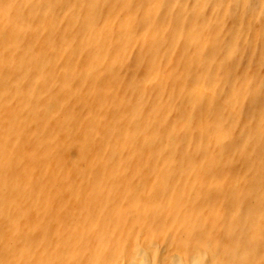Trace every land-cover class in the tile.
<instances>
[{
  "label": "rangeland",
  "instance_id": "1",
  "mask_svg": "<svg viewBox=\"0 0 264 264\" xmlns=\"http://www.w3.org/2000/svg\"><path fill=\"white\" fill-rule=\"evenodd\" d=\"M127 1H129V3H130L129 7L127 4ZM165 1L166 0H164V2H163V0H162V3H161V0H159V2H160L159 3L158 0H135V1L134 0L133 1L132 0H103V1L102 0H42V3L46 4V6H45L46 9H48L47 10L48 13L46 15V18L43 15L39 16L40 15L39 13L33 14V12H30L28 10L25 11V13L27 12V15L25 14L26 17H28V14H30L31 19L34 18V19H32L33 20L32 23H34L35 26L38 27L37 32L35 34H32V37L36 38V43L38 42L39 44L38 43L37 44L40 45L41 47L40 46L37 47L38 45L35 46L34 43L32 44V46H35L38 49V51H40V53L46 55L48 52V49H49V47H47V46H49L48 45L49 43L46 41V38L44 37V30H46V29L50 30V31L52 30L54 35L55 36L57 35L56 37L58 39H60L57 41L64 47V49H63V47L59 43H57L56 41H54L52 43L55 48L57 47L56 49L58 50V52H60L62 50L59 54L62 55V52H63V55H64L63 58L60 55V59L62 58L61 59L62 61L59 59L60 61H58L56 63H68L69 60H74L70 54V49H71V52H73L75 54V56H77L78 54L81 55L80 56L81 59L86 61L83 64H87L90 69L84 71L82 68L68 63L70 68H72L71 72H69L70 70H67V68H64V66H61V64H58L59 66H57L54 63L55 67L53 64H51V65L47 64L48 67L46 65L45 70L48 73V76L42 77L40 75V72H41L40 66L38 63H36L37 65L32 64L33 66L31 65L30 66L31 68L28 66L26 68V71L23 74V76H21L22 78L20 77L19 80H17V81L11 80L10 81V79L8 78V80H9L8 82L11 83V86H10V89L8 88L9 92L6 91V98L4 97V99H3V96L1 95V91H0V105H1L0 109H3L5 107V109H3L2 111L0 110V112H1L0 116L2 115L1 121L10 120V122L12 123V126L7 128L8 133L4 137L5 141L9 140V138H11V137H12V139H10V141L13 140L14 139L13 135L16 132V134H15L16 138H17L16 140H21V139L23 140V138L24 139L27 138L30 143H32L33 141H35V143L33 142L34 144L39 143L38 144L39 146L36 145V149L37 150L39 149V151H37L34 148L35 153H37L34 156H37L43 150H44L43 152L45 153V154L40 153L39 155H41V156H39L40 158L36 157V162L34 160H33L34 162H32L31 157L28 156V158L25 157V158H27V160L24 157H22V158H24V160L21 158L22 160L20 159V163L15 164V162L11 160V157L10 158L5 157V159L1 158V154H2L1 150H3V147L6 145L3 146L0 144V146H3V147H1L2 149L0 148L1 149L0 150V152H1L0 153V160H1L0 161V165H1L0 168H2V171H0L1 172L0 173V187H3V188H0V191H1L0 192V201H1L0 206L2 205L0 207V264H93L92 262H94V264H98V262H99L98 260L100 258L92 260V258H94V257L98 258V256H99V255H97V253L95 256V250H94V248H91L92 247L91 245H93V247H94V245H95V247H97L96 243L98 242L97 241L98 237L96 238L95 236H97L99 234L98 232H100V233L104 234V236L107 235V237L109 236V238H110L113 235L112 232L114 233L113 236H115V235H117L116 232H118V230L121 231L122 229L123 230L126 229V232L127 231L129 232V233L128 232L127 233L130 234V236H131L130 239L134 243H135L136 239H137L136 242L140 243L139 244L140 248H137V249H135L137 247L136 243L134 245L132 244V248L134 247L135 250H132V248H131L132 252L130 251V253L133 254V251L136 253L138 251L142 260L144 259L143 261H147V263H149V264H151V263L152 264H169V263L172 264L170 262L171 259H173V264L177 261L178 262L175 264H191V262L193 264V261H194V264H205V262H206V264H221L218 262V258L216 259V257H213L215 253L217 254V256L222 258L221 262H223L224 264H264V260H263V258H264V247H263L264 246L263 245L264 244V241H263L264 240V195H263L264 194V134H263L264 133V129H263L264 128L263 127L264 126V122H263V120H264L263 119L264 118V36H263L264 35V22L261 23L262 22L261 19L264 16L263 15L264 12L261 13V11H264V9H263L264 8V2H263L264 0H249V1L248 0H168L166 2ZM170 1H172V3ZM185 1H186V3L184 5ZM241 1L242 2L245 1L244 2L245 5L244 4L240 5V4H242ZM250 1L252 3H255V4H258L256 2L259 1V4L254 6V4L252 5V3ZM18 2H20V4H22V0H16V3H18ZM117 2H119V3H117ZM136 2H138V3L136 4ZM147 2H148V4H146ZM249 2L251 5H249ZM246 3L248 4V6ZM20 4H17V5H20ZM87 4L92 9V11L89 15L85 9V6ZM161 4L164 6L161 7ZM166 5H167V7H166ZM259 5H260V7H259ZM135 6H137V9ZM249 6H250V8H248ZM114 7H115V10H113ZM147 7H148V9H147ZM156 7H158V9H156ZM59 8H60V10H59ZM160 8H162V9L160 10ZM225 8L227 10H224ZM240 8L243 9L244 11L241 10ZM251 8H253L252 9L254 11L253 13H255V11H256V13L254 15L252 13V10H250ZM134 9H135V12L133 11ZM146 9L148 11H146ZM165 9H166V11L164 12L163 10H165ZM261 9H263V10H261ZM247 10H248V12H246ZM258 10H259V12H258ZM113 11L115 14H113ZM111 12L113 15L111 14ZM138 12H140V13H138ZM158 12L159 13L161 12L159 14V16H157ZM235 13H236V15H235ZM129 14H130V16L128 17ZM256 14H257L258 18L256 17ZM153 15H155V16H153ZM182 15H184V16H182ZM247 15L249 18L247 17ZM89 16L93 17V23L97 24V28H100V30L102 31L101 35H103L104 40H102L101 37L99 38L96 36L92 27H88L86 25L87 20H89ZM231 16H232V18H231ZM239 16H242V17L239 18ZM157 17H159L158 20H157ZM43 18L46 19V20L44 19L45 24L41 23V22H43ZM47 18L50 19V22H52L51 25H47L48 24ZM131 18H134L135 20H137V23H135V25L133 26V31H132ZM256 18H257V20L258 19L259 20L258 21L254 20ZM181 19H183V20L181 21ZM0 21H2L3 25H6V27H9V28H10V24H12V21L10 19L9 20L4 19L5 23L3 22V20H0ZM172 21L173 22L175 21V23L172 24ZM180 21H181V24L179 23ZM247 21H249V23ZM253 21H256V22L253 23ZM263 21H264V17H263ZM221 23H223V24H221ZM252 23H253V26H252ZM261 25H262V27H261ZM24 26L25 25H21V28H22L21 31L23 32L22 38H21V43H22L23 39L25 38V36L28 38L31 37L30 30L23 28ZM42 26H44V27H42ZM254 26H256V29L258 28L256 30L258 34L255 32ZM67 28H68V31L66 30ZM2 29H3L2 31H5L4 36L9 34V32H11V30H9L7 32L8 29L6 30V28L5 29L2 28ZM15 29L19 30V27L17 26V28L15 27ZM137 29H139V30H137ZM170 30H171V32H170ZM178 30H179V32H178ZM135 31H137V34ZM22 32H18V34L21 35ZM64 32H65V34H64ZM132 32H134V34H132ZM235 32H236V34H235ZM37 33H39V34H37ZM255 33H256V35H255ZM129 34H131L132 36H130ZM237 34H240V35H237ZM136 35H137V37H135ZM177 35H179V36H177ZM234 35H235L236 39H235ZM72 36H74L73 40L70 39ZM168 36H169V38H168ZM244 36H246V37H244ZM125 37H128V38L123 39ZM132 37L135 38V40L138 39L140 41H138V45H136L135 48H133L132 53L129 54L128 48H129L130 42L128 40L131 39ZM84 38L88 41V44L86 47H84L82 45V39L84 40ZM39 39H40V41L42 40L41 41L42 44L46 43V42H47V44H44L42 47V44L40 43ZM142 39H144V40H142ZM166 40H167V42H166ZM235 40H236V42H234ZM24 41H26V39ZM160 41H161V43H160ZM238 41H239V43H238ZM79 43H80V45H79ZM196 43H197V45H195ZM178 44H180V45H178ZM226 44H228V45H226ZM22 45L26 46L27 44L24 45V43H22ZM179 46L181 47V49L179 48ZM252 46H254V47H252ZM8 47L11 48L10 45H8ZM46 47H47V49H46ZM66 47H69V51H66L67 50ZM79 47H80L81 51L79 50ZM160 47L162 50H160ZM27 49L30 53L37 56V53H36L37 49H33L29 46L27 47ZM189 49H191L192 51L189 52ZM111 50H112V52H111ZM176 50H178V51H176ZM224 50H227V51H224ZM9 51H11V50L8 49V52ZM146 51H150L151 54L145 56L144 53ZM175 51H176V54H175ZM205 51H207L208 54ZM170 52H171V56H170ZM239 52L240 53L242 52V53L240 54ZM4 53L7 55V53L5 51L1 54H4ZM127 53H128V55H127ZM153 53H157V55H153ZM189 53H190V55H189ZM238 53L240 55L239 57H238ZM5 54H4V56H6ZM115 55L119 56V60H118L117 64L119 65V61L122 64V65H120L122 67V70L120 71L121 74H119V75L116 74V72L118 73V71H119V69H117L118 66L115 65L116 66L115 67L114 64L112 63L114 61H111L112 57ZM234 55H235V57H233ZM19 56L21 57V60H20L21 62H23V60L26 59L21 54ZM226 57H227V59H226ZM248 57H249V59H248ZM36 58L40 59V55H38V57H36ZM6 59H8V57H6ZM26 61L27 60H25L24 62L26 63ZM102 61H104V62H102ZM137 61L140 63L141 62L143 63V67H144L145 71L143 69H141L140 67H138ZM1 62H3V61H0V63ZM7 62H8L7 60H4L3 63L5 64ZM168 62H170L172 64H170ZM157 63H158V66H162V67H164V69L166 68V70H165L166 76L164 75L163 78L159 74H156V75L154 74V72L160 73V70L156 69L158 67ZM173 63L176 64L175 67H173ZM5 65H7V64H5ZM199 65H204V71L203 72H205L204 73L205 74V80L207 82V85L210 87L211 94H213V95H211L212 97L208 98L209 100H211L212 108H209L205 111L204 110L202 111L203 107L201 109L199 107L200 106L199 104L202 103V97H203L202 95H199V92H198V86H199L198 76L201 75V73H203L200 70ZM38 66H39V68H38ZM49 66H50V69H49ZM100 66H102V68ZM218 66H219V68H217ZM147 67H149V68H147ZM151 67L153 70L154 69L155 70L150 72L149 70H151ZM224 67H225V70H224ZM230 67H231V69H230ZM35 68H37V69H35ZM56 68H58V69H56ZM139 68L141 69V71H138V70H140ZM214 68H216V69H214ZM38 69H39V71H38ZM124 69H125V71H124ZM227 69H229L228 72L226 71ZM60 70H61V72H60ZM216 70H217V72L220 73L221 79L216 77V75L214 73V72H216ZM34 71H35V73H33ZM36 71L38 74L37 76H36ZM56 71L59 72L56 74V77L57 76L59 77L60 75L62 77L67 76V80L65 82L66 84L62 85L63 88H59V89L63 90V92L66 93L65 94L66 96L65 95L59 96L57 94L58 89H57V86H55L56 84L54 82L49 83L50 75L54 76ZM27 72H30V73H27ZM104 72H107V73L109 72L108 74L110 76L108 74L105 75ZM142 72H144L143 76L141 75ZM196 72H197V75H196ZM211 72H212V74H210ZM221 72H222V74H221ZM225 72H227L228 76H226ZM58 74H60V75H58ZM89 74H90V76H89ZM150 74H153V75L150 76ZM24 75L26 76V78ZM76 77H77V80L75 79ZM87 77H88V79L86 80ZM101 77H103V78H101ZM109 77H110V79H108ZM147 77H150V78L152 77V79H153L154 84L151 87L152 89L146 88V81L145 80L147 79ZM234 77H236V78H234ZM3 78H5L7 81V78L2 77V74H1L0 75V81H2ZM33 78L36 81H34ZM112 78L113 79L115 78L114 81ZM24 79L28 82V83L26 82L27 85L25 84ZM96 79H101V80H96ZM102 79H103V81H102ZM120 79H121V81H120ZM188 79H190V84H192V85H190L188 83L189 82ZM22 80H23V83L27 86L26 88H28L27 89L28 90L27 92L29 93V94H27L28 97H26L27 95L24 96L25 91L24 92H22L21 90L18 91L16 88L15 84H19V83L21 84ZM183 80H185V81H183ZM96 81H98V82H96ZM100 81H102V84L99 83ZM103 82H104V84H103ZM105 82L107 85L105 84ZM223 82H224V84L222 85ZM23 83L21 85H23ZM47 83H49L50 85ZM114 83H116V84L114 85ZM161 83L164 85L161 86ZM185 83L187 86L185 85ZM30 84H32V85H30ZM33 84L34 85L37 84L38 88L40 87V89H41V87H43L40 85L41 84L44 85V87L41 90L39 89L40 91H37L36 93H34V95L36 94L35 96L32 94V89H31V87L34 86ZM45 84H46V86H45ZM85 84H86V86H85ZM13 85L15 86L16 89H14ZM111 85H114V87H111ZM117 85L121 86V87L119 88ZM176 85H177V87H176ZM28 86H31V87H28ZM83 86H85V87L83 88ZM45 88L47 91L45 90ZM91 88H93V91ZM144 88H145V90H143ZM115 89H117L118 92L116 91V93H114ZM119 89L120 90L122 89V91H119ZM128 89L130 91H128ZM13 90L15 91V93L13 94L14 97L12 98L11 92ZM42 90H43V93L41 92ZM82 90L83 91L87 90L86 91L87 93L85 92L86 93L85 94ZM135 90H136V92H134ZM20 91L22 92V94L19 93ZM137 91H139V92H137ZM160 91H161V93H160ZM7 93H9L11 95H9ZM46 93H47V95H45ZM82 93L85 95H87V94H89V95L88 96L83 95L84 97L82 99ZM95 93L98 95H96ZM99 93H100V96H99ZM117 93L118 94L123 93L122 97H121V95H118ZM125 93H127V94H125ZM129 93H130V96H128ZM186 93H190V94H193L195 96V103L194 104L195 105L198 104L199 108H193V109L189 110L186 103L184 102V96ZM91 94H92V96L96 95V96H94V98L92 97L93 101L91 100V97L88 98ZM56 95L59 97H57ZM73 95H74V97H73ZM76 95H78V96L76 97ZM103 95L105 97L108 96V97H106V99L107 98L109 99V97H111V98L107 101V100H105V97ZM142 95H143V97H141ZM9 96L13 102L10 101L11 99L8 98ZM29 96H30V98H29ZM71 96L74 98V100ZM150 96H152V97H150ZM32 97L33 98L36 97V98L32 99ZM40 97H42V98H40ZM95 97L97 99H95ZM131 97H137L138 99L137 98L131 99ZM25 98H27V102H26V100H23ZM54 98H56V99H54ZM61 98H63L65 100L64 102H61L63 104H61L60 100H58ZM86 98L88 100H85ZM152 98H154V101L151 100ZM224 98L228 99V100L225 101ZM30 99H32L34 101V103H32V105H31L32 101ZM75 99H77L76 100L77 103H76ZM22 100L24 101V103ZM47 100H48V104H46ZM53 100L55 101L56 104L54 103ZM69 100H71V102ZM205 100H206V98H205ZM4 101H5V103L1 104ZM9 101L11 103H9ZM45 101H46V103H45ZM94 101H95L96 105L99 104L98 107L95 106ZM96 101H98V102H96ZM139 101H140V103H139ZM223 101L225 103H223ZM25 102H26V104H25ZM43 102L45 105L43 104ZM72 102L75 103L76 106H74ZM81 102L84 103L86 109L84 108V106H82L83 104ZM90 102H92V103H90ZM71 103H72V106H71ZM80 103L82 104L81 106H80ZM226 103H227V108L224 109V111H225L224 115H220L218 113H217L218 114L217 115L216 112L221 110L223 105ZM13 104H16L17 107H16V105H13ZM49 104H51V105H49ZM78 104H79L78 109L80 108V110L76 109ZM90 104H91V106H90ZM119 104H121V105H119ZM138 104H139V106H138ZM141 104H143L144 107ZM47 105H48V107L46 108ZM52 105H54V106L52 107ZM56 105H58V106H56ZM64 105H66V106L68 105V106L66 107ZM103 105L104 106L106 105L103 108L104 112L101 109L103 107ZM2 106H4V107H2ZM26 106H28L29 109ZM33 106H35L34 109H33ZM70 106L72 107V109ZM94 106H95V108H94ZM122 106H125V108ZM162 106H164L163 107L164 109L162 108ZM168 106H170L171 109L168 108ZM236 106H240V109L242 110V112H241L242 116H240L239 120H235V119H237ZM6 107H8V110L6 109ZM41 107L45 108V110L42 109V111H45L46 118L38 115V113H39L38 110H40ZM50 107H51V109H50ZM65 107L67 109H64V111L62 112V109ZM81 107H82V109H81ZM109 107L112 109L110 110ZM118 107L119 108L121 107V108L119 109ZM113 108H114V111H113ZM127 108H129V110ZM130 108H131V110H130ZM55 109H56V112H55ZM95 109H98L100 113L103 112L102 113L103 115L100 116L101 114L98 112V110L96 111ZM121 109H124V110H122V113L121 112L119 113V111H121ZM141 109L143 110L142 114H141ZM148 109H150V110H148ZM151 109L153 112L151 111ZM155 109H157V110H155ZM20 110H22V112L23 111L24 112L21 113ZM49 110H51L52 113L50 112V114H48ZM89 110H90V112H88ZM92 110H93V112H92ZM159 110H161V112L159 113L161 116L157 113ZM168 110H170V112H168ZM18 111H20L21 115L22 114L23 115L26 114V115L25 116H23V115L17 116V113L20 114ZM80 111H81V113H80ZM83 111L84 112L86 111V112L83 113ZM94 111L96 113L98 112L97 114L99 115V117H98V115L95 116L96 114ZM117 111H118L119 115H118ZM144 111L146 113L150 112V114L147 115ZM12 112L16 113V114L12 115L13 114ZM70 112H72V113H70ZM114 112H115L116 116H115ZM133 112H134V114H133ZM202 112L204 113V117H205L204 119H206V120H204V122L207 121V123H205L206 125L205 124L202 125L204 128V131L202 133H200L201 123H199L198 119H200V122L202 120V123H203V118H200V117H202L200 114ZM78 113L81 114L80 115L81 117H82V115H84L83 118L85 121L79 116ZM144 113L147 115L146 116L147 119L144 117V115H143ZM156 113H157V115H154ZM208 113H209V115H208ZM7 114H10L11 117ZM27 114L29 115L28 117H27ZM77 114L81 119L80 118L78 119V117H76ZM109 114H111V115L109 116ZM129 114H132V115L129 116ZM197 114H199V115H197ZM112 115L115 116L114 120H112V118H113ZM117 115L120 116L119 119L116 118ZM141 115H142V117H141ZM153 115L157 116V118L160 119L161 122L156 121L155 118H153V119L151 118L150 121H151V123H154V124H151L150 121H148L149 123H146L148 118L152 117ZM219 115L222 117H219ZM19 116H21L22 120L19 119V121H18V118H20ZM38 116H40V117H38ZM108 116L111 118V120L109 119ZM121 116H122V118H121ZM54 117L56 118V120ZM97 117L101 121L103 120V122H101V121L99 122ZM123 117H125L124 120H126L128 118L129 121H131V120L133 121V122H130L131 124H129V122L126 121V124L128 123L130 129L135 131L133 128L136 126L135 129H137V130H136V132H133L134 133L133 139L135 138L134 140L129 139L130 137H132V134L129 132H126L127 129L124 132L123 131L124 128L116 127L117 125L119 126V123L121 121L120 119H123ZM34 118H35V122L33 124ZM36 118L38 120H36ZM48 118H51L52 120L51 119L49 120ZM85 118L86 119L88 118V119L86 120ZM138 118H140V119H138ZM190 118H191V120H190ZM222 118H225V119H222ZM13 119H14V122H13ZM29 119L31 122L29 121ZM72 119H74V121ZM89 119L90 120L92 119L91 124H93V125H89L90 124ZM94 119H95V121H94ZM108 119L110 120V124L108 121L106 122V120H108ZM26 120H27V122H26ZM43 120H45V121H43ZM124 120H122V121H124ZM174 120L175 121L177 120L178 122L176 123ZM185 120H187L188 122L186 123ZM189 120H190V122H189ZM17 121H18V123H17ZM24 121L27 124H30L29 125L30 131H29L28 127L23 126L26 124V123H24ZM54 121L57 123V125H53L54 128L56 126L57 127L59 126L56 129L57 130L60 129V131H64V132H65V130H69V133L72 132L71 134H73V136L71 134H69L67 131H66L67 133L59 131L58 134L60 136L59 135H57L56 137L52 136L50 133L51 130H49V129L51 127L50 124H56ZM69 121L71 123H69ZM96 121H97V123L99 122L100 124L98 123L99 125L98 124L96 125L95 124ZM112 121H113V124H111ZM114 121L116 122L115 125H114V123H115ZM144 121H146V122H144ZM21 122L23 123V125ZM59 122H60V124H59ZM156 122H157V124H156ZM163 122H165V125L163 124L161 126V124ZM192 122H193V124H191ZM219 122H221V123L223 122L222 125H221V123H220V125L217 124ZM63 123H64V125H63ZM76 123L78 124V126ZM79 123L81 124V126L79 125ZM85 123L87 124V126L86 125L84 126ZM158 123H160V124H158ZM194 123H195V126H194ZM16 124L17 125L20 124L19 125L20 127L16 126ZM72 124H76L77 127H75V125H73L75 128L72 127ZM107 124L110 127H108ZM172 124L175 127H173ZM180 124L181 125L183 124V125L180 126ZM95 125L97 126V128L102 126L101 127L102 129L104 128V126H107V127L104 128L103 130H101V128H99L100 130L99 129L98 130L101 131V132H99L96 129ZM112 125L114 126V128L112 127ZM140 125H143V126L140 127ZM157 125H158V127H157ZM191 125H192L193 130H190V135H189L190 140H189L188 139L189 136L186 135V128L188 126H191ZM217 125L220 127V129L226 131L225 133L228 134V138L227 139L225 137H224L225 139L219 138L218 142L216 141L217 147L214 148V147H211L209 144L211 143L210 141L213 138L212 127L217 126ZM79 126H80V128H79ZM178 126H180V127H178ZM138 127H140V128L138 129ZM153 127H154V129H153ZM18 128H19V131L17 130ZM22 128H24V129H22ZM26 128L28 130H26ZM77 128H79V129H77ZM107 128L108 129L112 128V132H111V130L109 131ZM141 128H142V130H141ZM173 128H174V130H173ZM250 128H251V130H250ZM72 129H73V131H71ZM76 129H77V132L75 131ZM81 129H83V131ZM79 130L82 132L79 133L78 132ZM94 130H95V132L96 131L97 132L93 133ZM114 130H116V132ZM152 130H153V132H150ZM104 131H105V133H104ZM113 131L115 133H113ZM170 131H172V133H173L172 136H170V133H169ZM260 131H261V133H260ZM0 132H1L0 133V143H2V139H4L3 136L5 134H3L2 131H0ZM11 132L13 135L11 134ZM39 132L41 133V135H39ZM45 132L47 134L49 133L52 136V138L49 139V137H51V136L49 134L47 136ZM143 132H145V133H143ZM149 132L152 135L154 134L156 136L152 137V135H150ZM20 133H22V134H20ZM31 133H32V136H31ZM78 133L80 135H78ZM139 133H141V134H139ZM27 134H29L28 135L29 138H28ZM74 134H76V135L74 136ZM87 134H88V136H87ZM103 134L106 135V139L104 138L105 135H103ZM109 134L112 136H110ZM144 134L147 136L145 137ZM15 135H14V137H15ZM70 135H71V137H69ZM108 135L111 138L113 137L114 139L112 140L111 138H107V137H109ZM137 135L138 136L140 135V136L138 138H136ZM143 135H144V137H142ZM43 136L46 139H43L44 138ZM66 136L69 137L67 142H70L71 139L72 140L76 139V140L74 142H70V144L68 143L69 146H71L72 143H74V145H72L70 148H69V146H67V148L65 146L66 149L62 148L63 150H61V152H60L59 149H61L62 145L60 147L59 144L60 143L62 144V141L66 142V139H67V138H65ZM76 136H79L81 138L80 140H83V141L80 142V140L77 139ZM119 136H123V137L125 136L126 139L127 138L129 139V141H128V139L126 140L125 137L124 138L121 137L122 138L121 139V138H119ZM157 136H158V138H157ZM32 137H35V138L32 140L31 139ZM37 137L40 139H37ZM47 137H48V140H47ZM63 137L65 139H63ZM73 137H74V139H73ZM88 137L89 138L91 137V141H93V143H91L90 139L88 141V139H87ZM246 137H247V139H246ZM59 138H61V139H59ZM95 139H97V140L95 141ZM124 139H125V141H124ZM144 139H146L147 141L145 140L146 142H144L143 141ZM158 139L160 142L158 141ZM30 140H32V142ZM106 140H108L109 142L107 141L105 143L104 141H106ZM116 140H117V142H118V140L120 141V142H118L117 145H116V143H117ZM138 140L140 141V144H139ZM49 141L51 142V145H50ZM102 141L104 142V144H102L103 143ZM141 141H143V142H141ZM169 141L171 143H169ZM22 142L23 141H21V143ZM24 142H25V144L28 143V141L26 139L24 140ZM24 142L22 143L23 148H25V147L30 148V146L28 145L30 143L25 145ZM65 142H64V144L67 143V142L66 143ZM94 142H96V144H94ZM127 142L130 145H132V144H135V145H132V146H130L131 148H129V146H128L129 144ZM148 142L150 143L151 146L149 145ZM186 142H187V144L191 145V147H195V149L197 151L188 152L187 148L189 146L187 147ZM3 143H5V142H3ZM54 143H55V145H52ZM98 143H99L100 147H99ZM107 143L108 144L110 143V144L107 145ZM141 143H146V144L143 145ZM75 144L76 145L78 144V145L76 146ZM89 144H90V146H89ZM105 144L107 145V147H105L106 146ZM171 144H173V145H171ZM22 145L20 144V146H22ZM45 145L48 147L51 146L50 150L46 151ZM57 145H58V147H57ZM82 145H85V146L87 145L86 147H89L87 149L88 150L92 149V150L87 151L85 146H83V148H82ZM92 145H93V147H94V145L95 146L97 145V147L92 148ZM101 145H103V146H101ZM116 146H118V147L122 146V148L121 147L116 148ZM124 146H126V149ZM133 146H134V148H133ZM160 146H162V147H160ZM48 147H47V149H49ZM53 147H55V148H53ZM72 147H74V148H72ZM102 147H103V149H102ZM108 147H109L110 151H109ZM68 148H69V152L67 150ZM78 148H80V150L83 149L85 151V153H87V154L85 155L84 153H79V154L75 153L74 155H72L73 153H71V157H70L69 156L70 151L75 152V149L77 150ZM105 148L108 152L107 151L105 152V150H104ZM132 148L134 150H131ZM175 148L177 149V151L175 150ZM116 149H119V150H116ZM122 149H123V151H122ZM128 149H129V151H128ZM64 150H66L67 155H66V152H64ZM83 150H81V152ZM130 150H131V152H133V151L134 152L131 154ZM150 150H153L152 151L153 155H151ZM161 150L162 151L165 150L164 151L165 153L162 152ZM173 150L176 152H174ZM49 151L51 153L53 152L52 158H50V160L55 159L59 162H56L54 160H52L53 161L52 162V161L48 160L49 156L47 155V153L50 154ZM57 151H59L60 154L62 153L63 157H61L62 154L59 155V153ZM99 151L101 153H99ZM116 151H117V153L120 151L119 154H117ZM149 151H150V156H149ZM218 151H220V153ZM93 152H95V153H93ZM113 152H115L114 154H117V156H122V160H121L122 162L125 158L128 157L127 158L128 161L125 160L124 163H121V161H120V163H121V165H123L127 161L128 163L125 164L126 166L123 165L124 170H127L129 168L130 171L127 170L126 175L124 174L125 171L121 172V174L123 173L124 175L123 174L120 175L121 178L119 180H121V179H123V180L119 181L117 179L118 182H116V184H110L109 186H111V187L108 186L109 188L107 186H105V187L103 186L105 189L104 190L103 188H99L97 186L99 184V182H102L101 181L102 178L98 177L99 180L96 178L97 181H95L94 178L97 177V174H98L97 172L100 173L101 172L100 169L105 167V166H102V164L103 165L106 164V167H105L106 171L104 170L105 172L110 173L111 175H112V173L115 174V172H113V171H115V170H113L114 164L109 163L110 158H113L111 156V154H113ZM121 152H123V153H121ZM156 152L158 154L160 153L161 155L155 156L154 154ZM97 153H99L101 155H99ZM135 153H137V154L135 155ZM138 153H139V155H138ZM88 154L90 156H91V154H93L92 157H94L97 154V157H99L97 159V161L100 159L103 161V162L101 160L99 161V163H101L102 168H99L98 165H95V166L92 165V167L91 166L89 167V169L93 168L92 172L94 173L93 174L91 172V170H89L90 174H92V178H91L92 182L89 181L90 182V183L88 182L89 184L86 183L88 180H90V178L89 179L86 178V177H88L87 174L89 173L86 168L88 167L87 164L89 163L90 160H89V158L85 159L86 157H88ZM42 155L45 156L47 159L45 157H43ZM75 155H76V157H75ZM81 155H83L84 158H81L82 157ZM53 156H54V158H53ZM77 156L80 157V159ZM105 156H107V158ZM131 156L133 158V161L130 159ZM248 156H249V158H248ZM41 157H43L45 159H43ZM68 157H69V159L70 158L73 159L75 157L74 159H76V160L70 159L71 161L70 160L68 161ZM114 157H116V155ZM139 157H140V159H138ZM141 157H143V158H141ZM146 157H147V159H146ZM63 158H65V160L68 162H66ZM118 158L121 159V157H118ZM153 158H155L154 161H153ZM37 159H38V161H37ZM40 159H41V161L39 162ZM103 159H105V160H103ZM141 159H143V161H141ZM171 159H172V161H171ZM176 159L177 160L179 159L178 162L180 164L177 163ZM248 159H250V160H248ZM84 160H86V163H84L85 162ZM175 160H176V165H175V163L173 164V162H175ZM5 161H6V164H4ZM26 161L32 162V163L29 162L30 166L34 165V164H36V165L38 164L37 166H33V168H32L33 170H35L36 167L38 168V169H36L37 171L33 172V174L31 173V175H33V176H31L29 174L31 171H33V170H31L32 166L31 167L27 166L28 163ZM46 161L51 162L52 165L48 164V162L46 163ZM75 161H77V162H75ZM80 161H82V162H80ZM87 161H88V163H87ZM162 161L164 162V165H163ZM206 161L212 162V164H209V166L218 169L220 172H222L224 174V176L226 177L225 178L226 183H225L224 187L217 186V185H211L210 186L206 183L204 184L203 182L200 183L201 181H199L198 183L194 184V187L192 186V188H191V185H193L192 183H193V177H194L193 174L194 173L197 174V172H198L199 176L205 175V172H203V175H201V173L203 170L206 171L205 166L208 165L206 163ZM55 162H56V164H55ZM70 162H72L73 164ZM104 162H105V164H104ZM157 162H158V164H157ZM166 162H168V163L165 165ZM181 162L183 163L182 166H181ZM189 162H191V164ZM201 162L202 163L204 162L203 163L204 165L202 167H200L201 164H199ZM13 163H14V165H13ZM22 163H26V164H22ZM40 163H44V164L42 165ZM67 163H68V165H67ZM76 163H77V165H79V167L76 165ZM82 163L84 165H81ZM107 163H109V164L107 165ZM130 163H131V165H133L132 166L133 169H131ZM170 163H172L173 165L171 164V166H170ZM17 164H19L20 166ZM74 164L76 167L79 168V170L81 169L80 172L82 171V174L79 172V175L83 176V178H81V176H78V173L75 174V172L72 171V169H76ZM195 164H197V165L195 166ZM205 164H207V165H205ZM6 165H8V166L5 167ZM16 165H17V167L19 166L20 168H16ZM41 165H42V167H41ZM57 165H58V167H61V168H58L59 172L64 173L65 171H69L68 174H67V172H65L64 174L59 173L58 170L56 169ZM63 165H64V167H63ZM65 165L68 166V169ZM70 165H71V168H70ZM86 165H87V167H86ZM26 166H27V168H25ZM50 166L52 168H50ZM55 166H56V168H54ZM40 167L42 168V170ZM109 167H111V168H109ZM114 167H115V165H114ZM143 167H144V169H143ZM165 167H166V169H165ZM190 167L192 168V170L193 169H195V170L192 171ZM3 168H5V169H3ZM7 168H10V169H7ZM11 168L13 170H11ZM15 168L18 169V171L20 169L21 170L19 172H15L14 171ZM24 168L27 169L26 172L28 171V173H26L24 171L25 170ZM44 168H45V170L49 169L48 172H47V170L44 172ZM53 168L56 170H54ZM62 168L64 170H62ZM82 168H84V169H82ZM181 168L183 170H181ZM189 168H190V170H188ZM198 168L200 169V172H199ZM96 169H98V170H96ZM4 171H6L7 174ZM50 171H52V172H50ZM53 171H54V174H57L58 178L60 176L61 177L63 176L62 179L60 177L58 179L57 183H55V186L57 185L61 189H59L57 186L56 187L53 186V188H52L53 191L57 192L56 196L58 198L59 204L60 203L61 204L62 203L63 204L64 203L70 204V200H71L70 206H72V207L76 206L78 204L77 203L78 201H76V199H74V197L71 195L70 192H72L73 189H74L73 190V192H74L78 188V190L75 192H79V190H81V189H83L85 191L88 190L87 194L84 192L86 194V196L88 195L89 192H92L91 195L89 193V197H92L95 199L96 203L94 202V204H96V206L99 208V206L103 203L99 208L100 210L98 209V212H96V213L93 212V214H91L92 212H89L88 213L89 216L87 215L86 219L83 218V219L77 220L78 222H76L75 224H74L75 220L73 218H72L73 219L72 220V219H70L71 217L70 218L66 217V215L67 216L70 215L69 211L67 209L63 210L61 208L59 209V212H60V210H63L62 216L64 217V220L66 221L65 223H67V225L66 224H60L59 221L56 222L50 216H46V218H47L46 220L43 219L44 216L41 213V212H43L42 211L43 209L41 208L42 202L40 201V196H38L39 195L38 191L35 192V190L37 189V187L39 189V186H40V188L46 187V186H44V184H47L46 182H49L48 180H50L52 177L55 176V175H52ZM70 171L73 173H70ZM83 171L85 173L87 172L86 175ZM132 171H133V173H132ZM188 171L192 174H190ZM3 172L6 175H4ZM49 172H50V174H49ZM55 172H58V173H55ZM158 172H159V174H158ZM172 172H174V173H172ZM18 173H20V174L23 173L24 176L26 177V180L30 176L29 178H31V180L33 179V181H36L39 184V186H38V184H36V187H35V182H34V184H33L35 187V189H34V187H32L30 183H29L30 185L28 183H23V177L24 176L22 174V177H20L21 175ZM41 173L44 174L43 176L46 175V177H44V178H46L45 179L46 181L44 180ZM9 174L11 175V177ZM38 174H40V175H38ZM58 174H60V175H58ZM130 174L132 177L130 176ZM134 174L136 176L137 175L138 176L136 177ZM179 174H181V175L179 176ZM36 175L40 176V178ZM68 175H69V178L71 180L68 178ZM141 175H143V176H141ZM160 175L167 176L168 180L166 179L163 181L159 177ZM190 175H192V176H190ZM6 176L8 178L10 177L9 181L5 180V179H8ZM70 176H73V177H70ZM75 176H78L79 178L75 177ZM123 176H125L126 179H124ZM37 177L41 180L39 181L37 179ZM127 177L129 179H127ZM47 178H48V180H47ZM64 178L66 179V181ZM179 178H180V180H179ZM72 179L74 182L72 181ZM83 179H84V181H83ZM85 179H87V180H85ZM132 179L134 181H132ZM259 179H261V180H259ZM262 179H263V181H262ZM13 180H14V182H13ZM18 180H19V182H18ZM20 180L22 181V184L24 186L22 184H20ZM59 180H61L60 183H59ZM78 180H81L82 182L80 183ZM157 180H160V181H157ZM42 181H43V183H41ZM63 181H65V182H63ZM76 181H78L81 184V189H80V184H77L78 182H76ZM93 181H95V183ZM138 181L140 182L139 186H137L138 184L135 185L136 183H139ZM6 182H9V183H6ZM10 182L12 183V185ZM70 182H72V183H70ZM96 182H98V183H96ZM102 183H104V182H102ZM120 183H121V185H120ZM165 183L167 185H164ZM27 184L29 187L27 186ZM62 184H64L63 188L67 187V186H65V184L68 185V187H67V189H65V191L62 188ZM202 184H204L205 188H204V186H202ZM16 185H18L19 187L17 186V188H16ZM71 185H73V186L71 187ZM87 185H88V187H87ZM206 185H207V187H206ZM196 186H198V187L196 188ZM95 187L98 190L94 189ZM169 187H171V188L169 189ZM25 188H26V190H25ZM32 188H33V190H32ZM56 188H58V189H56ZM91 188H92V190H90ZM106 188L108 189V191ZM143 188H144V191H143ZM163 188H164L165 193L163 192ZM240 188H241V190H240ZM29 189H31V190H29ZM181 189L184 192H182ZM194 189H195V191H194ZM236 189H238V190H236ZM5 190H7V192ZM103 190L106 191L107 193L109 192V194H107V195H109V197L104 196L103 197L104 199L102 198L103 195L101 194V192H104ZM261 190H263V191H261ZM2 191L4 192V194ZM13 191H15L14 196H15V198L17 197L16 200L14 199ZM111 191H113V192H111ZM136 191H138V192H136ZM141 191H142V193L139 194ZM19 192H20V195L22 194L21 196L18 195ZM28 192L30 194H33V197L35 200L32 201L33 197H31L30 194H27ZM95 192H96V194H95ZM143 192H145V193H143ZM69 193H70V195H68ZM117 193L119 194V196ZM121 193H123V194H121ZM128 193H130V194H128ZM160 193H163V194H160ZM232 193L233 194L235 193L234 196ZM94 194L95 195L101 194V195L100 196L98 195V197L95 196L97 198V200H96V198L94 197ZM151 194H152V196H151ZM5 195H7V196H5ZM63 195H65L66 197H64ZM114 195H116L117 197ZM124 195L125 196L128 195L127 196L128 198H126V197L124 198ZM142 195H144V196H142ZM148 195H150L151 197L149 196L150 197L149 198ZM162 195H164V196H162ZM35 196H37L38 198L37 197L35 198ZM70 196H72V197H70ZM2 197L4 200L2 199ZM18 197H22L23 200H22V198L20 199ZM67 197L69 199V202H68V200H66ZM244 197H246L247 199ZM110 198L112 200L111 203H110ZM11 199L14 200L15 202H11ZM36 199H38V200H36ZM147 199H149V201ZM24 200L27 201V203L24 202ZM73 200H75L76 202ZM99 200L100 201L106 200V201L100 202ZM132 200H134V201H132ZM18 201L20 202L19 204H18ZM29 201L31 203H28ZM36 201H37L38 205L34 204V202L36 203ZM98 201L101 204H99ZM81 202L83 203V200ZM107 202H108V204H107ZM58 203H57V205H59ZM91 203H93V201ZM105 203H106V205H105ZM6 204H8V205H6ZM116 204H117V206L114 207V205H116ZM3 205H4V207H3ZM12 205L15 208L14 207L12 208ZM40 205H41V207H40ZM8 206H10V207H8ZM26 206L28 208H25ZM33 206H35L34 208H36V209L38 208L37 209V211L39 213L38 216H37V214H35V213H37V211H36V209L33 210L34 209ZM121 206L123 208H121ZM7 208H8V210H7ZM24 208H25V210H24ZM12 209L15 211H13ZM27 209H29L30 212ZM113 209L116 211H114ZM2 210L4 211V213ZM5 210H6V212H5ZM10 210L12 211L13 216L10 213L11 212ZM22 210L25 211L26 213L22 212ZM64 211H65V214H64ZM106 211L109 214L108 215L109 218L113 217L116 213V215L114 216L115 220H114V218H112V219L106 218L107 217ZM18 212L22 216H23V214H25L23 216V218H21V216L17 214ZM120 212H122V213H120ZM14 213H15V215H14ZM118 213L120 214V216L118 215ZM41 214L43 217L41 216ZM122 214H124L125 216ZM129 214L133 218L130 217ZM131 214H133V215H131ZM9 215H10V217H9ZM26 215H29V216L27 217ZM92 215H93V217H92L93 220L91 218ZM95 215H97V216H95ZM105 215H106V217H105ZM145 215H146V217H145ZM6 216H8V217H6ZM12 217H13V219H12ZM41 217H42V219H41ZM124 217H126V219ZM147 217H148V219H147ZM162 217L165 219H163ZM66 218H68L69 220ZM95 219H96V221H94ZM48 220H50V221H48ZM118 220H120L123 223V225H124L123 228H122V226L118 227V225H119L117 223ZM165 220H166V222H165ZM35 221H36V226H37L38 230L40 229L41 231L40 230L38 231L37 228H35L36 227ZM52 221H53V224L51 223ZM90 221L92 224H90ZM153 221H154V223H153ZM79 222H81V223H79ZM96 222L98 224H96ZM10 223H12V224H10ZM78 223H79L78 227L75 228ZM110 223H111V225H110ZM125 223H126V225H125ZM241 223H242V225H241ZM6 224H8L9 226ZM29 224H32V227H30ZM33 224H34V229H33ZM112 224L115 225V227ZM48 225L51 227H48ZM60 225H62V226L66 225V226L63 227V229H62V226H60ZM85 225L87 227H85ZM142 225H143V227H142ZM28 226H29V229H28ZM91 226L92 227L94 226L93 227L94 231H93ZM111 226H113L115 229ZM162 226H163V228H162ZM13 227L16 231L13 229ZM46 227L52 228L53 232H51L52 229H48ZM57 227H60V228H57ZM90 227L92 230L90 229ZM97 227L99 228V230L97 229ZM105 227H106V231L104 229ZM124 227H125V229H124ZM2 228H4V229H2ZM45 228L48 230H46ZM64 228H66V229H64ZM82 228H83V230L85 229V231H83ZM130 228H131V231H129ZM218 228H219V230H218ZM22 229H25L26 231H24ZM32 229L34 231H32ZM43 229H45V230H43ZM73 229L76 232L75 234L71 233V232H74ZM215 229H217V230H215ZM27 230H30L31 232H29ZM58 230H61V232ZM63 230H65V231H63ZM90 230H91V233H89ZM96 230L98 231L97 233H96ZM110 230H111V232H110ZM206 230H208L210 232L207 233ZM12 231H15V233ZM17 231L20 233H17ZM43 231H45V232L43 233ZM69 231H71V232H69ZM81 231H83L85 233H83V235H82ZM148 231L149 232L151 231V232L149 233ZM214 231H215V233H214ZM230 231H232V232H230ZM236 231H237V233H236ZM242 231H243V233L245 232L243 234L244 236H242V233H241ZM28 232L30 235L28 234ZM39 232H41V233H39ZM55 232H59V233L63 234L64 236L61 234L58 235V233L55 234ZM63 232H66V233H63ZM199 232L202 234H199ZM52 233L55 234V235H52L53 238L51 236ZM68 233H70L71 236L74 234L75 236H77V238L75 236H73L74 238H76L75 240H73L74 238L71 236L69 237ZM78 233H79V235H78ZM80 233H81V236H80ZM136 233H138V234L140 233V234L136 235ZM211 233H212V235H217L218 239L220 237V236L218 237V235L223 234V233L224 234H228V233L232 234L233 233V234H239V235L241 234L240 235L241 238L237 237L235 239L234 244H231V246L229 245V247L226 246L227 248H223L220 250L219 248H217V246H218L217 244H218L219 240H216L217 243L214 241L216 244L214 243L213 245H212L213 241L211 242V239H210V242L208 241V239H209L208 237H209V235H211ZM20 234L22 236H20ZM38 234H39V236H38ZM42 234L44 235V237ZM207 234H208V236H207ZM60 235H61V238H59ZM65 235H66V237H65ZM33 236H35V237H33ZM82 236L84 237V239L82 238ZM89 236L92 238L91 239L88 238ZM140 236L141 237L143 236V237L141 238ZM17 237L19 240L15 239ZM31 237L33 238V242H32ZM38 237H40V238L42 237L43 239L42 238L40 239ZM132 237H133V239H132ZM202 237H204V238H202ZM250 237H251V239H249ZM28 238H30L31 240L26 242V240H28ZM145 238H146V240H145ZM150 238H153L154 241H153V239H150ZM1 239L3 241H1ZM62 239L66 240V242ZM95 239H96V241H93ZM260 239L262 240L261 243H260ZM16 240L18 243L16 242ZM34 240H35V244H34ZM45 240H47V241L45 242ZM59 240H61V241H59ZM80 240L82 242V246H81ZM82 240L83 241L85 240L84 242H86V243H84ZM149 240H150V242L152 240V242H154V244H151L149 242ZM40 241H42L44 244L42 242L39 243ZM56 241H57V243H56ZM74 241H75V243H74ZM147 241L150 245L147 243ZM7 242L9 244V246L7 245ZM19 242H21V243L19 244ZM30 242H32V243L30 244ZM60 242H62V243H60ZM71 242L74 243V245H76V244L77 245L74 246ZM93 242H96V243H93ZM15 243H16V245H15ZM28 243L31 246L28 245ZM36 243H38V245ZM101 243L103 244V246H102L103 248H105L107 246L111 249V247L114 246V242H112V239L109 242L107 241L105 243L106 245L104 244L103 240L101 241ZM156 243H157V245H156ZM207 243L212 245V246L208 245ZM256 243H258L259 245ZM1 244H2V246H1ZM58 244H59V247H58ZM84 244H85V246H83ZM86 244H87V247L89 246V248L93 249L94 252H93V250H90L89 248H88V250H86L87 249V248H85ZM88 244H90V245H88ZM98 244H100V243H98ZM108 244H110V245L108 246ZM142 244H145V245L143 246ZM168 244H169V246H168ZM261 244H262L263 248L261 247ZM32 245H34V246H32ZM65 245L69 246V248ZM246 245H247V247H246ZM63 246H64V248H62ZM259 247H261L262 250ZM17 248H18V250H17L18 252L16 251ZM57 248H60V249H57ZM5 249H7V251ZM83 249H84V253H83ZM96 249H99V247H97ZM143 249H145L147 252ZM252 249H254V250H252ZM257 250H259L258 253H257ZM8 251L10 253L9 256H8ZM87 251H89L90 254H89V252L87 253ZM252 251H254L253 254H252ZM171 252L173 253L172 255L170 254ZM49 253H51V255ZM182 253L184 254V256ZM57 254H59V255H57ZM86 254H88V255H86ZM192 254H193V257L196 255L195 258L192 257ZM250 254H252V255H250ZM10 255L11 256L13 255V256L11 257ZM164 255H165V257H164ZM200 255H201V258H200ZM82 256L84 258H82ZM178 256H180V257H178ZM242 256H244V257H242ZM255 256H256V259H255ZM234 257H236L235 258L236 261L232 262V258H234ZM253 257L255 260L253 259ZM167 258L168 259L171 258V259L168 260ZM248 258H249V261H248ZM179 259H180V261H179ZM238 259H240V260H238ZM245 260H247V261H245ZM95 261H97V262H95ZM153 261H155V262L153 263ZM254 261H255V263H254Z\"/></svg>",
  "mask_w": 264,
  "mask_h": 264
},
{
  "label": "bare ground",
  "instance_id": "2",
  "mask_svg": "<svg viewBox=\"0 0 264 264\" xmlns=\"http://www.w3.org/2000/svg\"><path fill=\"white\" fill-rule=\"evenodd\" d=\"M102 1H103V0H102ZM132 1H133V0H132ZM134 1H135V0H134ZM166 1H168V0H166ZM166 1H165V2H166ZM248 1H249V0H248ZM43 2H44V1H43ZM119 2H120V1H119ZM119 2H117V3H119ZM158 2H159V0H158ZM158 2H157V3H158ZM163 2H164V0H163ZM170 2L172 3V1H170ZM170 2H169V3H170ZM241 2H242V1H241ZM244 2H245V1H244ZM244 2H242V4H240V5H243ZM246 2H247V1H246ZM250 2H251V1H250ZM250 2H249V5H251ZM260 2H261V1H260ZM263 2H264V1H263ZM137 3H138V2H136V4H137ZM159 3H160V2H159ZM161 3H162V0H161ZM185 3H186V1L184 2V5H185ZM226 3H227V2H226ZM251 3H252V2H251ZM256 3L259 4V1L256 2ZM17 4H20V2L16 3V0H0V20H3L4 23H5L4 19H7V20L10 19V20L12 21V24H10V28H9V27H6V25H3L2 21H0V61H3V62H4V60H7V61H8L7 63H5V64H7V65H5L3 62L0 63V71H1V72H0V75L2 74V77H6V78H7V81H6L5 78H3L2 81H0V86H1V87H0V91H1V95L3 96V99H4V97L6 98V91H8V88L10 89V86H11V83L8 82V81H9L8 78L10 79V81H11V80H12V81H17V80H19L20 77L23 76V74L25 73L26 68H27L28 66L30 67L32 64H36V63L39 64V66H40V71H41V72H40V75H41L42 77H47V76H48V73H47L46 70H45V66H46L47 64H49V65L53 64V65H54V63H55L57 66H59L58 64H61V66H64V68H67V70H70L69 72H71V70H72V68H70L69 64H73L74 66H78V67L82 68L84 71L90 69V68L88 67L87 64H83V63L86 62V61L83 60V59H81V57H80L81 55L78 54L77 56H75V54H74L73 52H71V49H70V54H71V57H72L74 60H69V61H68L69 64H68V63H56V62L60 61V60L63 58L64 55H63V52H62V55L59 54L62 50H61L60 52H58V50L56 49L57 47L55 48V47L53 46V44H52L54 41H56L57 43H59L57 40H60V39H58V38L56 37L57 35H56V36L54 35V33H53L52 30H51V31H50V30H47V29L44 30V37L46 38V41L49 43V44H48L49 46H47V47H49V49H48L47 54L45 53L46 55L40 53V51H38V49L35 47V46H37L39 43L37 42V43H38V44H37V43H36V38H35V37H32V34H35V33L37 32V28H38V27H36L35 24L32 23V22H33L32 19H34V18L31 19L30 14H28V17H26L27 12L25 13V11L28 10V11H30V12H33V14H34V13H39V14H40L39 16L43 15V16H45V18H46V15H47V13H48V11H47L48 9H46V7H45L46 4L42 3V0H22V4H20V5H17ZM60 4H61V3H60ZM64 4H65V3H64ZM127 4H128V7H129V6H130L129 1H127ZM146 4H148V2H147ZM182 4H183V3H182ZM227 4H228V3H227ZM246 4H247V3H246ZM253 4H254V6L258 5V4L252 3V5H253ZM260 4H261V3H260ZM87 5H88V4H87ZM87 5L85 6V9H86V11H87V13H88V15H89V14L91 13L92 9H91V7H90L89 5H88V6H87ZM157 5H158V4H157ZM244 5H245V4H244ZM262 5H263V4H262ZM116 6H117V5H116ZM119 6H120V5H119ZM162 6H164V5L161 4V7H162ZM221 6H222V5H221ZM225 6H226V5H225ZM247 6H248V4H247ZM247 6H246V7H247ZM254 6H253V7H254ZM133 7H134V6H133ZM135 7H136V9H137V6H135ZM166 7H167V5H166ZM183 7H184V6H183ZM246 7H245V8H246ZM259 7H260V5H259ZM99 8H100V7H99ZM151 8H152V7H151ZM226 8H227V7H226ZM226 8H225L224 10H227ZM241 8H242V7H241ZM241 8H240V9H241ZM248 8H250V6H249ZM147 9H148V7H147ZM147 9H146V11H148ZM156 9H158V7H156ZM161 9H162V8H160V10H161ZM206 9H207V8H206ZM252 9H253V8H251L250 10H252ZM256 9H257V8H256ZM256 9H255V10H256ZM263 9H264V8H263ZM263 9H261V10H263ZM57 10H58V9H57ZM59 10H60V8H59ZM113 10H115V7H114ZM220 10H221V9H220ZM220 10H219V11H220ZM241 10H243V9H241ZM261 10H260V11H261ZM82 11H83V10H82ZM82 11H81V12H82ZM133 11L135 12V9H134ZM155 11H156V10H155ZM163 11L165 12L166 9L163 10ZM176 11H177V10H176ZM243 11H244V10H243ZM177 12H178V11H177ZM180 12H181V11H180ZM246 12H248V10H247ZM253 12H254V11L252 10V13H253ZM258 12H259V10H258ZM258 12H257V13H258ZM262 12H264V11H261V13H262ZM138 13H140V12H138ZM155 13H156V12H155ZM160 13H161V12H160ZM160 13L158 12L157 16H159ZM218 13H219V12H218ZM218 13H217V14H218ZM223 13H224V12H223ZM225 13H226V12H225ZM236 13H237V12H236ZM236 13H235V15H236ZM238 13H239V12H238ZM250 13H251V12H250ZM255 13H256V11H255ZM255 13H253V15H254ZM261 13H260V14H261ZM25 14H26V15H25ZM111 14H112V12H111ZM113 14H115L114 11H113ZM113 14H112V15H113ZM153 14H154V13H153ZM183 14H184V13H183ZM227 14H228V13H227ZM248 15H249V14H248ZM248 15H247V17H248ZM263 15H264V13H263ZM60 16H61V15H60ZM129 16H130V14L128 15V17H129ZM153 16H155V15H153ZM182 16H184V15H182ZM223 16H224V15H223ZM223 16H222V17H223ZM260 16H261V15H260ZM224 17H225V16H224ZM234 17H235V16H234ZM240 17H242V16H239V18H240ZM244 17H245V16H244ZM256 17H257V14H256ZM261 17H262V16H261ZM263 17H264V16H263ZM263 17H262V19L260 18V19L262 20L261 23L264 22V21H263ZM45 18H43V22H41V23H44V24H45V20H46ZM68 18H69V17H68ZM188 18H189V17H188ZM199 18H200V17H199ZM231 18H232V16H231ZM239 18H238V19H239ZM248 18H249V17H248ZM257 18H258V17H257ZM257 18L254 19V20L258 21L259 19L257 20ZM44 19H45V20H44ZM47 19H48V18H47ZM153 19H154V18H153ZM158 19H159V17H157V20H158ZM62 20H63V19H62ZM182 20H183V19H181V21H182ZM223 20H224V19H223ZM67 21H68V20H67ZM70 21H71V20H70ZM131 21H132V31H133V26L135 25V23H137V20H135L134 18H131ZM181 21L179 22L180 24H181ZM238 21H239V20H238ZM240 21H241V20H240ZM249 21H250V20H249ZM249 21H247V22L249 23ZM256 21H253V23L256 22ZM35 23H36V22H35ZM51 23H52V22H50V19H48V24H47V25H51ZM164 23H165V22H164ZM173 23H175V21H174V22L172 21V24H173ZM253 23H252V26H253ZM261 23H260V24H261ZM44 24H43V25H44ZM221 24H223V23H221ZM256 24H257V23H256ZM21 25H25L23 28H25V29H29V30H30V34H31V37H30V38H28V37L25 36V38L23 39V41H24L25 39H26V41H24V42L22 41V43H24V45L27 44L26 46H23L22 43H21V38H22V34H23V32L21 31V30H22ZM86 25H87L88 27H92V29H93L94 33L96 34V36L99 37V38L101 37V39L104 40L103 35H101L102 31L100 30V28H97V24H94V23H93V17H90V16H89V20H87ZM254 25H255V24H254ZM258 25H259V24H258ZM7 26H8V25H7ZM17 26L19 27V30L15 29V27L17 28ZM181 26H182V25H181ZM238 26H239V25H238ZM42 27H44V26H42ZM64 27H65V26H64ZM224 27H225V26H224ZM254 27H255V32L257 33L256 30H257L258 28L256 29V26H254ZM261 27H262V25H261ZM261 27H260V28H261ZM2 28H4V29L6 28V30L8 29L7 32H8L9 30H11V32H9V34H7V35L4 36V32H5V31H2V30H3ZM134 28H135V27H134ZM144 28H145V27H144ZM238 29H239V28H238ZM66 30L68 31V28H67ZM75 30H76V29H75ZM137 30H139V29H137ZM163 30H164V29H163ZM209 30H210V29H209ZM223 30H224V29H223ZM63 31H64V30H63ZM168 31H169V30H168ZM231 31H232V30H231ZM261 31H262V30H261ZM18 32H22L21 35L18 34ZM135 32H136V34H137V31H135ZM170 32H171V30H170ZM178 32H179V30H178ZM206 33H207V32H206ZM256 33H255V35H256ZM37 34H39V33H37ZM64 34H65V32H64ZM132 34H134V32H132ZM169 34H170V33H169ZM235 34H236V32H235ZM243 34H244V33H243ZM257 34H258V33H257ZM26 35H27V34H26ZM129 35L132 36L131 34H129ZM237 35H240V34H237ZM247 35H248V34H247ZM169 36H170V35H169ZM169 36H168V38H169ZM177 36H179V35H177ZM204 36H205V35H204ZM263 36H264V35H263ZM73 37H74V36H72L70 39L73 40ZM133 37H134V36H133ZM133 37H132L131 39L128 40V41L130 42V43H129L130 45H129V48H128V53H129V54L132 53L133 48H135V46L138 45V41H140V40H138V39L135 40V38H133ZM135 37H137V35H136ZM234 37H235V35H234ZM244 37H246V36H244ZM126 38H128V37H125V38H123V39H126ZM237 38H238V37H237ZM258 38H259V37H258ZM203 39H204V38H203ZM235 39H236V37H235ZM142 40H144V39H142ZM205 40H206V39H205ZM243 40H244V39H243ZM250 40H251V39H250ZM39 41H40V39H39ZM41 41H42V40H41ZM41 41H40V43H41ZM43 42H44V41H43ZM47 42H46V43H43V44L41 43V44H42V47H43L44 44H47ZM166 42H167V40H166ZM232 42H233V41H232ZM234 42H236V40H235ZM243 42H244V41H243ZM249 42H250V41H249ZM254 42H255V41H254ZM33 43L35 44V46H32ZM141 43H142V42H141ZM160 43H161V41H160ZM197 43H198V42H197ZM197 43H196L195 45H197ZM238 43H239V41H238ZM240 43H241V42H240ZM59 44H60V43H59ZM62 44H63V43H62ZM64 44H65V43H64ZM87 44H88V41H87L85 38H84V40L82 39V45H83L84 47H86ZM139 44H140V43H139ZM164 44H165V43H164ZM8 45H10L11 48H9ZM60 45H61V44H60ZM79 45H80V43H79ZM107 45H108V44H107ZM161 45H162V44H161ZM178 45H180V44H178ZM226 45H228V44H226ZM234 45H235V44H234ZM234 45H233V46H234ZM28 46L31 47V48H33V49H37V51H36L37 56L34 55V54H32V53H30V52L28 51V49H27ZM39 46H40V45H38L37 47H39ZM61 46H62V45H61ZM144 46H145V45H144ZM209 46H210V45H209ZM238 46H239V45H238ZM244 46H245V45H244ZM40 47H41V46H40ZM44 47H45V46H44ZM47 47H46V49H47ZM62 47H63V46H62ZM154 47H155V46H154ZM190 47H191V46H190ZM252 47H254V46H252ZM66 48H67L66 51H69V47H66ZM177 48H178V47H177ZM179 48L181 49L180 46H179ZM8 49L11 50V51L8 52ZM43 49H44V48H43ZM63 49H64V47H63ZM191 49H192V48H191ZM191 49H189V52L192 51ZM237 49H238V48H237ZM237 49H236V50H237ZM243 49H244V48H243ZM243 49H242V50H243ZM79 50L81 51L80 47H79ZM105 50H106V49H105ZM160 50H162L161 47H160ZM178 50H179V49H178ZM178 50H176V51H178ZM4 51L7 53V55L4 53L6 56H4V54H1V53H3ZM171 51H172V50H171ZM176 51H175V54H176ZM207 51H208V50H207ZM207 51H205V52L207 53ZM224 51H227V50H224ZM258 51H259V50H258ZM261 51H262V50H261ZM111 52H112V50H111ZM111 52H110V53H111ZM78 53H79V52H78ZM110 53H109V54H110ZM128 53H127V55H128ZM206 53H205V54H206ZM239 53H240V52H239ZM239 53H238V57L240 56ZM241 53H242V52H241ZM241 53H240V54H241ZM20 54H21L23 57L26 58L25 60L28 61V62L26 61L27 64L24 62L25 60H23V62L20 61V60H21V57L19 56ZM64 54H65V53H64ZM144 54H145V56H146V55H150L151 52H150V51H146ZM173 54H174V53H173ZM175 54H174V55H175ZM191 54H192V53H191ZM203 54H204V53H203ZM207 54H208V53H207ZM219 54H220V53H219ZM252 54H253V53H252ZM254 54H255V53H254ZM31 55H32V56H31ZM38 55H40V59H39V58H36V57H38ZM60 55L62 56L61 59H60ZM153 55H157V53H153ZM189 55H190V53H189ZM35 56H36V57H35ZM73 56H74V57H73ZM170 56H171V52H170ZM258 56H259V55H258ZM6 57H8V59H6ZM128 57H129V56H128ZM168 57H169V56H168ZM219 57H220V56H219ZM233 57H235V55H234ZM233 57H232V58H233ZM238 57H237V58H238ZM4 58H5V59H4ZM83 58H84V57H83ZM217 58H218V57H217ZM59 59H60V60H59ZM209 59H210V58H209ZM219 59H220V58H219ZM226 59H227V57H226ZM245 59H246V58H245ZM248 59H249V57H248ZM86 60H87V59H86ZM105 60H106V59H105ZM118 60H119V56H117V55L113 56L112 59H111V61H114V62H112V63L114 64V66H115V65L118 66L117 69H119V71H118V73L116 72V74L119 75V74H121L120 71L122 70V67H121L120 65H122V64H121L120 61H119V65H118V64H117ZM130 60H131V59H130ZM130 60H129V61H130ZM197 60H198V59H197ZM61 61H62V60H61ZM198 61H199V60H198ZM102 62H104V61H102ZM226 62H227V61H226ZM238 62H239V61H238ZM24 63H25V64H24ZM130 63H131V62H130ZM130 63H129V64H130ZM168 63H170V62H168ZM176 63H177V62H176ZM258 63H259V62H258ZM81 64H82V65H81ZM170 64H172V63H170ZM183 64H184V63H183ZM198 64H199V63H198ZM248 64H249V63H248ZM36 65H37V64H36ZM36 65H35V66H36ZM137 65H138V67H140L141 69L144 70L143 63H142V62L140 63V62L137 61ZM218 65H219V64H218ZM228 65H229V64H228ZM228 65H227V66H228ZM32 66H33V65H32ZM39 66H38V68H39ZM114 66H113V67H114ZM157 66H158V63H157ZM171 66H172V65H171ZM175 66H176V64L173 63V67H175ZM251 66H252V65H251ZM259 66H260V65H259ZM47 67H48V65H47ZM51 67H52V66H51ZM54 67H55V65H54ZM100 67L102 68V66H100ZM115 67H116V66H115ZM185 67H186V66H185ZM199 67H200V70L203 72V71H204V65H199ZM225 67H226V66H225ZM225 67H224V70H225ZM30 68H31V67H30ZM135 68H136V67H135ZM140 68H139V69H140ZM147 68H149V67H147ZM217 68H219V66H218ZM258 68H259V67H258ZM35 69H37V68H35ZM49 69H50V66H49ZM53 69H54V68H53ZM56 69H58V68H56ZM141 69L138 70V71H141ZM156 69H157V70H160V73H158V72L155 73V72H154L155 75H156V74H159V75H161L162 78H163L164 75L166 76V71H165L166 68L164 69V67H162V66H158ZM189 69H190V68H189ZM214 69H216V68H214ZM214 69H213V70H214ZM230 69H231V67H230ZM31 70H32V69H31ZM54 70H55V69H54ZM147 70H148V69H147ZM154 70H155V69H154ZM154 70H153L152 67H151V70H149V71L151 72V71H154ZM228 70H229V69H227L226 71L228 72ZM32 71H33V70H32ZM38 71H39V69H38ZM124 71H125V69H124ZM144 71H145V70H144ZM52 72H53V71H52ZM52 72H51V73H52ZM54 72H55V71H54ZM60 72H61V70H60ZM119 72H120V73H119ZM146 72H147V71H146ZM227 72H225V73H226V76H228V75H227ZM27 73H30V72H27ZM33 73H35V71H34ZM57 73H59V72L56 71V73H55L54 76L50 75V78L48 77V78L50 79V81H49V80H48V81H49V83L54 82V83L56 84L55 86H57V89H58V90H57V89H56V90H57V94H58L59 96H64L66 93L63 92V90H61V89H59V88H63L62 85L66 84L65 82H66V80H67V76H66V77H62V76L60 75V74H61V73H60V74H58V75H60V76H59V77H58V76L56 77V74H57ZM104 73H105V75H106V74H108L109 72H108V73H107V72H104ZM129 73H130V72H129ZM140 73H141V72H140ZM143 73H144V72H142V74H141L142 76H143ZM204 73H205V72L201 73V75L198 76V83H199V86H198V92H199V95H202V96H203V97H202V103L199 104V105H200V106H199L200 109L203 107V108H202V111H203V110L205 111V110H207V109H209V108H212V106H211V100H209L208 98L212 97L211 95H213V94H211V92H210V87L207 85V82H206V80H205V74H204ZM214 73H215L216 77H218L219 79H221L220 73L217 72V70H216V72H214ZM31 74H32V73H31ZM31 74H30V75H31ZM210 74H212V72H211ZM221 74H222V72H221ZM30 75H29V76H30ZM37 75H38V74H37V71H36V76H37ZM62 75H63V74H62ZM108 75H109V74H108ZM151 75H153V74H150V76H151ZM196 75H197V72H196ZM24 76H25V75H24ZM36 76H35V77H36ZM89 76H90V74H89ZM109 76H110V75H109ZM133 76H134V75H133ZM138 76H139V75H138ZM210 76H211V75H210ZM258 76H259V75H258ZM61 77H62V78H61ZM77 77H78V76H77ZM77 77L75 78L76 80H77ZM168 77H169V76H168ZM21 78H22V77H21ZM25 78H26V76H25ZM99 78H100V77H99ZM101 78H103V77H101ZM125 78H126V77H125ZM148 78H149V79H148ZM169 78H170V77H169ZM225 78H226V77H225ZM234 78H236V77H234ZM87 79H88V77L86 78V80H87ZM89 79H90V78H89ZM108 79H110V77H109ZM112 79H113V78H112ZM114 79H115V78H114ZM114 79H113V81H114ZM183 79H184V78H183ZM252 79H253V78H252ZM24 80H25V79H24ZM31 80H32V79H31ZM33 80H34V78H33ZM33 80H32V81H33ZM41 80H42V79H41ZM46 80H47V79H46ZM51 80H52V81H51ZM96 80H101V79H96ZM217 80H218V79H217ZM256 80H257V79H256ZM34 81H36V80H34ZM34 81H33V82H34ZM74 81H75V80H74ZM74 81H73V82H74ZM89 81H90V80H89ZM102 81H103V79H102ZM102 81H100L99 83L102 84ZM116 81H117V80H116ZM120 81H121V79H120ZM122 81H123V80H122ZM145 81H146V88H148V89H152L151 87H152L153 84H154L152 77H151V78H150V77H147V79H146ZM181 81H182V80H181ZM183 81H185V80H183ZM188 81H189V82H188ZM188 81H187V82L190 84V79H188ZM229 81H230V80H229ZM233 81H234V80H233ZM259 81H260V80H259ZM24 82H25V84H26L27 81L25 80ZM30 82H31V81H30ZM73 82H72V83H73ZM96 82H98V81H96ZM110 82H111V81H110ZM187 82H186V83H187ZM225 82H226V81H225ZM230 82H231V81H230ZM230 82H229V83H230ZM262 82H263V81H262ZM22 83H23V80H22ZM22 83H21V84H22ZM27 83H28V82H27ZM40 83H41V82H40ZM42 83H43V82H42ZM49 83H47V84H49ZM85 83H86V82H85ZM162 83H163V82H162ZM162 83H161V86L164 85V84H162ZM186 83H185V85H186ZM21 84H20V83H19V84H15V85H16V88H17L18 91H19V90H21L22 92L25 91V95H24V96H26L27 94H29V93L27 92V91H28V90H27L28 88H26V87H27V86H26L27 84H26V85H25L24 83H23V85H21ZM103 84H104V82H103ZM105 84H106V82H105ZM112 84H113V83H112ZM115 84H116V83H114V85H115ZM223 84H224V82L222 83V85H223ZM234 84H235V83H234ZM234 84H233V85H234ZM250 84H251V83H250ZM261 84H262V83H261ZM30 85H32V84H30ZM33 85H34V84H33ZM49 85H50V84H49ZM106 85H107V84H106ZM106 85H105V86H106ZM114 85H111V87H114ZM143 85H144V84H143ZM165 85H166V84H165ZM190 85H192V84H190ZM40 86H43V87H44V85H42V84H41ZM45 86H46V84H45ZM55 86H54V87H55ZM85 86H86V84H85ZM85 86H83V88H84ZM90 86H91V85H90ZM90 86H89V87H90ZM117 86H118V85H117ZM117 86H116V87H117ZM186 86H187V85H186ZM194 86H195V85H194ZM257 86H258V85H257ZM260 86H261V85H260ZM13 87H14V89H16L14 85H13ZM28 87H31V86H28ZM43 87H41V89H42ZM51 87H52V86H51ZM51 87H50V88H51ZM111 87H110V88H111ZM118 87L120 88L121 86H118ZM118 87H117V88H118ZM164 87H165V86H164ZM176 87H177V85H176ZM176 87H175V88H176ZM11 88H12V87H11ZM52 88H53V87H52ZM86 88H87V87H86ZM252 88H253V87H252ZM31 89H32V94H33V95H34V93H36L37 91H40V90H41L40 87L38 88L37 84L34 85V86H32ZM39 89H40V90H39ZM91 89H92V91H93V88H91ZM129 89H130V88H129ZM129 89H128V91H130ZM136 89H137V88H136ZM213 89H214V88H213ZM45 90H46V88H45ZM143 90H145V88H144ZM174 90H175V89H174ZM244 90H245V89H244ZM246 90H247V89H246ZM13 91H14V90H13ZM13 91L11 92V93H12V96H11L12 98L14 97L13 94L15 93V91H14V92H13ZM21 91L19 92L20 94H22ZM46 91H47V90H46ZM82 91H83V90H82ZM86 91H87V90H86ZM86 91H83V92L85 93ZM88 91H89V90H88ZM116 91H117V89L114 90V93H116ZM119 91H122V89H121V90L119 89ZM126 91H127V90H126ZM128 91H127V92H128ZM140 91H141V90H140ZM8 92H9V91H8ZM16 92H17V91H16ZM41 92L43 93V90H42ZM117 92H118V91H117ZM134 92H136V90H135ZM137 92H139V91H137ZM142 92H143V91H142ZM177 92H178V91H177ZM246 92H247V91H246ZM17 93H18V92H17ZM86 93H87V92H86ZM86 93H85V94H86ZM105 93H106V92H105ZM109 93H110V92H109ZM160 93H161V91H160ZM7 94H9V93H7ZM67 94H68V93H67ZM85 94L82 93V99H83V97H84L83 95H85ZM95 94H96V93H95ZM117 94H118V93H117ZM122 94H123V93H119L118 95H121V97H122ZM125 94H127V93H125ZM222 94H223V93H222ZM245 94H246V93H245ZM9 95H11V94H9ZM35 95H36V94H35ZM35 95H34V96H35ZM45 95H47V93H46ZM88 95H89V94H87V95H85V96H88ZM96 95H98V94H96ZM96 95H93V96H92V94H91L88 98L91 97V100L93 101L92 97L94 98V96H96ZM107 95H108V94H107ZM131 95H132V94H131ZM164 95H165V94H164ZM56 96H57V95H56ZM59 96H57V97H59ZM65 96H66V95H65ZM77 96H78V95H76V97H77ZM99 96H100V93H99ZM103 96H104V95H103ZM128 96H130V93H129ZM128 96H127V97H128ZM132 96H133V95H132ZM26 97H28V95H27ZM43 97H44V96H43ZM71 97H72V96H71ZM73 97H74V95H73ZM73 97H72V98H73ZM76 97H75V98H76ZM104 97H105V96H104ZM106 97H108V96H106ZM106 97H105V100H107V101L111 98V97H109V99H108V98L106 99ZM141 97H143V95H142ZM150 97H152V96H150ZM244 97H245V96H244ZM8 98L11 99L10 96H9ZM17 98H18V97H17ZM17 98H16V99H17ZM20 98H21V97H20ZM20 98H19V99H20ZM29 98H30V96H29ZM34 98H36V97H34ZM34 98L32 97V99H34ZM40 98H42V97H40ZM40 98H39V99H40ZM47 98H48V97H47ZM69 98H70V97H69ZM116 98H117V97H116ZM129 98H130V97H129ZM132 98L135 99V98H137V97H131V99H132ZM205 98H206V100H205ZM32 99H30V100L32 101V102H31V105H32V103H34V101H33ZM39 99H38V100H39ZM54 99H56V98H54ZM95 99H97V98L95 97ZM131 99H130V100H131ZM137 99H138V98H137ZM142 99H143V98H142ZM224 99H225V98H224ZM235 99H236V98H235ZM5 100H6V99H5ZM17 100H18V99H17ZM23 100H26V102H27V98H25V99H23ZM23 100H22V101H23ZM58 100H60V103L65 101L63 98L58 99ZM61 100H62V101H61ZM73 100H74V98H73ZM76 100H77V99H75V101H76ZM85 100H88V99L86 98ZM89 100H90V99H89ZM103 100H104V99H103ZM140 100H141V99H140ZM151 100L154 101V98H152ZM174 100H175V99H174ZM204 100H205V101H204ZM226 100H228V99H225V101H226ZM10 101H12V99H11ZM10 101H9V103H11ZM18 101H19V100H18ZM53 101H54V100H53ZM69 101L71 102V100H69ZM98 101H99V100H98ZM98 101H96V102H98ZM12 102H13V101H12ZM26 102H25V104H26ZM56 102H57V101H56ZM70 102H69V103H70ZM83 102H84V101H83ZM87 102H88V101H87ZM103 102H104V101H103ZM105 102H106V101H105ZM141 102H142V101H141ZM143 102H144V101H143ZM184 102L186 103V105H187V107L189 108V110H190V109H193V108H199V107H198V104H196V105L194 104V103H195V96H194L193 94L186 93L185 96H184ZM227 102H228V101H227ZM4 103H5V101H4L3 103H1V104H4ZM14 103H15V102H14ZM23 103H24V101H23ZM45 103H46V101H45ZM50 103H51V102H50ZM54 103H55V101H54ZM72 103H73V102H72ZM72 103H71V106H72ZM76 103H77V101H76ZM81 103H82V102H81ZM81 103H80V106L83 104L82 106H84V108L86 109L84 103H82V104H81ZM90 103H92V102H90ZM94 103H95V101H94ZM139 103H140V101H139ZM223 103H225V102L223 101ZM43 104H44V102H43ZM46 104H48V100H47V103H46ZM55 104H56V103H55ZM61 104H63V103H61ZM67 104H68V103H67ZM103 104H104V103H103ZM146 104H147V103H146ZM146 104H145V105H146ZM6 105H7V104H6ZM11 105H12V104H11ZM13 105H16V104H13ZM20 105H21V104H20ZM44 105H45V104H44ZM49 105H51V104H49ZM59 105H60V104H59ZM68 105H69V104H68ZM68 105H67V106H68ZM73 105L76 106L75 103H73ZM92 105H93V104H92ZM98 105H99V104L96 105V103H95V106L98 107ZM119 105H121V104H119ZM128 105H129V104H128ZM141 105L144 107L143 104H141ZM0 106H1V105H0ZM53 106H54V105H52V107H53ZM56 106H58V105H56ZM56 106H55V107H56ZM64 106H66V105H64ZM67 106H66V107H67ZM71 106H70V107H71ZM90 106H91V104H90ZM95 106H94V108H95ZM105 106H106V105H105ZM105 106H104V105H103V107L101 106V107H102L101 109L103 110V108H104ZM111 106H112V105H111ZM111 106H110V107H111ZM138 106H139V104H138ZM142 106H141V107H142ZM2 107H4V106H2ZM16 107H17V105H16ZM16 107H15V108H16ZM26 107H28V106H26ZM34 107H35V106H33V109H34ZM47 107H48V105L46 106V108H47ZM66 107L63 108V109L61 108V109H62V112L64 111V109H67ZM78 107H79V104L77 105V108H76V109H78ZM92 107H93V106H92ZM97 107H96V108H97ZM99 107H100V106H99ZM110 107H109V109L111 110L112 108H110ZM122 107L125 108V106H122ZM126 107H127V106H126ZM163 107H164V106H162V108H163ZM73 108H74V107H73ZM84 108H83V109H84ZM94 108H93V109H94ZM116 108H117V107H116ZM116 108H115V109H116ZM118 108H119V107H118ZM120 108H121V107H120ZM120 108H119V109H120ZM148 108H149V107H148ZM168 108L171 109L170 106H168ZM168 108H167V109H168ZM226 108H227V103L224 104L223 107H222V109L219 110L218 112H216V114L218 113V114H220V115H224V113H225L224 109H226ZM3 109H5V107H4ZM3 109H0V110L2 111ZM6 109L8 110V107H6ZM22 109H23V108H22ZM28 109H29V107H28ZM33 109H32V110H33ZM42 109L45 110V108H42V107H41L40 110H38V112H39L38 115H40V116L46 118V113H45V111H42ZM50 109H51V107H50ZM71 109H72V107H71ZM81 109H82V107H81ZM85 109H84V110H85ZM88 109H89V108H88ZM90 109H91V108H90ZM98 109H99V108H98ZM98 109H95V110L97 111ZM109 109H108V110H109ZM127 109L129 110V108H127ZM142 109H143V108H142ZM142 109H141V114L143 113V110H144V109H143V110H142ZM163 109H164V108H163ZM186 109H187V108H186ZM186 109H185V110H186ZM52 110H53V109H52ZM78 110H80V108H79ZM99 110H100V109H99ZM99 110H98V112H99ZM122 110H124V109H121V111H119V113H120V112L122 113ZM130 110H131V108H130ZM148 110H150V109H148ZM155 110H157V109H155ZM211 110H212V109H211ZM211 110H210V111H211ZM4 111H5V110H4ZM20 111H21V113L24 112V111L22 112V110H20ZM20 111H18V112L20 113ZM68 111H69V110H68ZM81 111H82V110H81ZM81 111H80V113H81ZM113 111H114V108H113ZM126 111H127V110H126ZM151 111H152V109H151ZM6 112H7V111H6ZM47 112H48V111H47ZM50 112L52 113V111L49 110L48 114H50ZM53 112H54V111H53ZM55 112H56V109H55ZM59 112H60V111H59ZM75 112H76V111H75ZM77 112H78V111H77ZM85 112H86V111H85ZM85 112L83 111V113H85ZM88 112H90V110H89ZM88 112H87V113H88ZM92 112H93V110H92ZM94 112H95V111H94ZM98 112H97V113H98ZM103 112H104V110H103ZM103 112H102V113H103ZM106 112H107V111H106ZM109 112H110V111H109ZM144 112H145V111H144ZM152 112H153V111H152ZM152 112H151V113H152ZM160 112H161V110H159L157 113L159 114ZM168 112H170V110H168ZM186 112H187V111H186ZM241 112H242V110L240 109V106H236V116H237V119H235V120H239V119H240V116H242V113H241ZM0 113H1V112H0ZM8 113H9V112H8ZM12 113H13V112H12ZM12 113H11V114H12ZM21 113H20V114L17 113V116H18V115H21ZM35 113H36V112H35ZM68 113H69V112H68ZM70 113H72V112H70ZM97 113L95 112V114H96L95 116L98 115ZM99 113H100V112H99ZM102 113H100V114H101L100 116L103 115ZM107 113H108V112H107ZM107 113H106V114H107ZM117 113H118V111H117ZM119 113H118V115H119ZM130 113H131V112H130ZM145 113H146V112H145ZM145 113H144L143 115H144V117L146 118V116H147L148 114H150V112H149V113H146L147 115H146ZM157 113L154 114V115H157ZM3 114H4V113H3ZM15 114H16V113H13L12 115H15ZM30 114H31V113H30ZM48 114H47V115H48ZM59 114H60V113H59ZM78 114H79V113H78ZM78 114H77L76 117H78V119H79V118L81 117V116H80L81 114H79L80 117L78 116ZM111 114H112V113H111ZM111 114H109V116H110ZM114 114H115V112H114ZM133 114H134V112H133ZM192 114H193V113H192ZM194 114H195V113H194ZM200 114H201V116H202V117H200V118H203V123H202V120H201V122H200V119H198V120H199V123H201V125H200V133H202V132L204 131V128H203L202 125L205 124V123H207V121L204 122V120H206V119H204V118H205V117H204V113L202 112V113H200ZM218 114H217V115H218ZM7 115L10 116V114H7ZM22 115H23V114H22ZM22 115H21V116H22ZM25 115H26V114H25ZM25 115H23V116H25ZM107 115H108V114H107ZM118 115H117L116 118L119 119L120 116H118ZM127 115H128V114H127ZM130 115H132V114H129V116H130ZM154 115H153L152 117H149L148 120H147V122H146V121H144V122L149 123L148 121H150L151 118H152V119L155 118L156 121H160V119H158L157 116H154ZM159 115H160V114H159ZM197 115H199V114H197ZM208 115H209V113H208ZM208 115H207V116H208ZM214 115H215V114H214ZM220 115H219V117H222V116H220ZM1 116H2V115H1ZM1 116H0V118H1ZM21 116H19L20 118H18V121H19V119L22 120V119H21ZM28 116H29V115L27 114V117H28ZM32 116H33V115H32ZM40 116H38V117H40ZM56 116H57V115H56ZM56 116H55V117H56ZM83 116H84V115H82L81 118L84 120ZM88 116H89V115H88ZM109 116H108V117H109ZM115 116H116V114H115ZM115 116L112 115V117H113L112 120H114V117H115ZM150 116H151V115H150ZM160 116H161V115H160ZM4 117H5V116H4ZM10 117H11V116H10ZM30 117H31V116H30ZM52 117H53V116H52ZM55 117H54V118H55ZM61 117H62V116H61ZM89 117H90V116H89ZM98 117H99V115H98ZM98 117H97V119H98V121L100 122L101 120H100ZM131 117H132V116H131ZM136 117H137V116H136ZM141 117H142V115H141ZM158 117H159V116H158ZM23 118H24V117H23ZM31 118H32V117H31ZM66 118H67V117H66ZM81 118H80V119H81ZM121 118H122V116H121ZM124 118H125V117H123V119H120V120H121L120 123L118 122V123H119V126L117 125L116 127H122V128H124V129H123L124 132H125V130L127 129L126 132H129V133L132 134V137H130L129 139H133V137H134V135H133L134 133H133V132H136V130H137V129H135L136 126H135V127L133 126L134 128L132 127V128L135 130V131H133L132 129L129 128L128 123L126 124V121H128L129 124H131L130 122H133V121H132V120L129 121L128 118H127L128 120H127V119L124 120ZM145 118H144V119H145ZM159 118H160V117H159ZM191 118H192V117H191ZM191 118H190V120H191ZM215 118H216V117H215ZM4 119H5V118H4ZM43 119H44V118H43ZM48 119L50 120L51 118H48ZM85 119H86V118H85ZM87 119H88V118H87ZM87 119H86V120H87ZM109 119L111 120L110 117H109ZM109 119L106 120V122L108 121L109 124H110V120H109ZM134 119H135V118H134ZM138 119H140V118H138ZM142 119H143V118H142ZM146 119H147V118H146ZM167 119H168V118H167ZM188 119H189V118H188ZM219 119H220V118H219ZM222 119H225V118H222ZM263 119H264V118H263ZM1 120H2V118L0 119V131H2L3 134H5V135L3 136V138H4V137L7 135V133H8V132H7V128H8V127H11V126H12V123L10 122V120H8V121H5V120H4V121H1ZM36 120H38V119L36 118ZM39 120H40V119H39ZM45 120H46V119H45ZM45 120H43V121H45ZM51 120H52V119H51ZM55 120H56V118H55ZM72 120L74 121V119H72ZM83 120H82V121H83ZM122 120H124V121H122ZM163 120H164V119H163ZM190 120H189V122H190ZM216 120H217V119H216ZM226 120H227V119H226ZM18 121H17V123H18ZM29 121H30V119H29ZM40 121H41V120H40ZM40 121H39V122H40ZM43 121H42V122H43ZM76 121H77V120H76ZM82 121H81V122H82ZM84 121H85V120H84ZM89 121H90V124H89V125H93V124H91L92 119H91V120L89 119ZM94 121H95V119H94ZM142 121H143V120H142ZM174 121H175V120H174ZM185 121H186V123L188 122L187 120H185ZM211 121H212V120H211ZM224 121H225V120H224ZM224 121H223V122H224ZM13 122H14V119H13ZM22 122H23V121H22ZM22 122H21V123H22ZM26 122H27V120H26ZM26 122L24 121V123H26ZM30 122H31V121H30ZM34 122H35V118L33 119V124H34ZM42 122H41V123H42ZM49 122H50V121H49ZM54 122H55V121H54ZM78 122H79V121H78ZM81 122H80V123H81ZM99 122H98V123H99ZM101 122H103V120H102ZM114 122H115V121H114ZM144 122H143V123H144ZM152 122H153V121H152ZM160 122H161V121H160ZM175 122L177 123L178 121L176 120ZM197 122H198V121H197ZM209 122H210V121H209ZM223 122H222V123H223ZM263 122H264V120H263ZM55 123H56V122H55ZM69 123H71V122L69 121ZM73 123H74V122H73ZM80 123H79V125L81 126ZM98 123H97V121H96L95 124L97 125ZM150 123H151V121H150ZM173 123H174V122H173ZM220 123H221V122H219V123H217V124L220 125ZM222 123H221V125H222ZM226 123H227V122H226ZM13 124H14V123H13ZM26 124H27V123H26ZM26 124L23 125V123H22L23 126H26V127L29 128V127H30V126H29L30 124H27L28 126H27ZM33 124H32V125H33ZM44 124H45V123H44ZM59 124H60V122H59ZM76 124H77V123H76ZM76 124H72V127H74L73 125H75V127H77L78 124H77V126H76ZM82 124H83V123H82ZM99 124H100V123H99ZM99 124H98V125H99ZM111 124H113V121H112ZM115 124H116V122L114 123V125H115ZM151 124H154V123H151ZM156 124H157V122H156ZM158 124H160V123H158ZM163 124L165 125V122H163V123L161 124V126H162ZM188 124H189V123H188ZM191 124H193V122H192ZM19 125H20V124H19ZM19 125L16 124V126H19ZM22 125H21V126H22ZM32 125H31V126H32ZM42 125H43V124H42ZM50 125H51V127L49 126V127H50L49 130H51V131H50L51 135L54 136V137H56L57 135H59L58 133H59L60 129H58V130L56 129V128H58L59 126H58V127L56 126L55 128H54V126H53V125H57V123H56V124H50ZM63 125H64V123H63ZM70 125H71V124H70ZM85 125L87 126L86 123L84 124V126H85ZM96 125H95V127H96L97 130H98L99 128L102 127V126H100V127L97 128ZM105 125H106V124H105ZM107 125H108V124H107ZM145 125H146V124H145ZM149 125H150V124H149ZM175 125H176V124H175ZM182 125H183V124H182ZM182 125L180 124V126H182ZM185 125H186V124H185ZM197 125H198V124H197ZM205 125H206V124H205ZM205 125H204V126H205ZM35 126H36V125H35ZM46 126H47V125H46ZM52 126H53V127H52ZM61 126H62V125H61ZM80 126H79V128H80ZM103 126H104V125H103ZM142 126H143V125H140V127H142ZM172 126H173V124H172ZM180 126H178V127H180ZM194 126H195V123H194ZM194 126H193V127H194ZM19 127H20V126H19ZM47 127H48V126H47ZM47 127H46V128H47ZM72 127H71V128H72ZM75 127H74V128H75ZM93 127H94V126H93ZM106 127H107V126H104V128H106ZM108 127H110V126L108 125ZM112 127L114 128L113 125H112ZM140 127H138V129H139ZM145 127H146V126H145ZM157 127H158V125H157ZM157 127H156V128H157ZM173 127H175V126H173ZM263 127H264V126H263ZM15 128H16V127H15ZM15 128H14V129H15ZM31 128H32V127H31ZM41 128H42V127H41ZM62 128H63V127H62ZM79 128H77V129H79ZM104 128H103V129H104ZM160 128H161V127H160ZM168 128H169V127H168ZM185 128H186V127H185ZM194 128H195V127H194ZM11 129H12V128H11ZM22 129H24V128H22ZM34 129H35V128H34ZM42 129H43V128H42ZM77 129L75 130L76 132H77ZM103 129L101 128V130H103ZM107 129H108V128H107ZM153 129H154V127H153ZM157 129H158V128H157ZM170 129H171V128H170ZM176 129H177V128H176ZM207 129H208V128H207ZM207 129H206V130H207ZM263 129H264V128H263ZM17 130L19 131V128H18ZM26 130H28V129L26 128ZM39 130H40V129H39ZM81 130L83 131V129H81ZM99 130H100V129H99ZM99 130H98V131H99ZM108 130H109V131L111 130V132H112V128H111V129H108ZM141 130H142V128H141ZM148 130H149V129H148ZM148 130H147V131H148ZM168 130H169V129H168ZM173 130H174V128H173ZM190 130H193V129H192V125H191V126H188V127L186 128V135H188V136L190 135ZM196 130H197V129H196ZM198 130H199V129H198ZM244 130H245V129H244ZM250 130H251V128H250ZM29 131H30V128H29ZM29 131H28V132H29ZM40 131H41V130H40ZM66 131L69 133V130H65V132H66ZM71 131H73V129H72ZM75 131H74V132H75ZM82 131L79 130L78 132L80 133V132H82ZM114 131L116 132V130H114ZM114 131H113V133H115ZM145 131H146V130H145ZM155 131H156V130H155ZM157 131H158V130H157ZM242 131H243V130H242ZM14 132H15V131H14ZM48 132H49V131H48ZM60 132H64V131H60ZM65 132H64V133H65ZM67 132H66V133H67ZM91 132H92V131H91ZM96 132H97V131H96ZM96 132H95V130H94L93 133H96ZM99 132H101V131H99ZM138 132H139V131H138ZM140 132H141V131H140ZM150 132H153V130L150 131ZM150 132H149V133H150ZM212 132H213V138H212V140L210 141L211 143L209 144L211 147H214V148L217 147V142H218L219 138H224V137H225L226 139L228 138V134L225 133L226 131L220 129V127H219L218 125L212 127ZM229 132H230V131H229ZM229 132H228V133H229ZM0 133H1V132H0ZM29 133H30V132H29ZM45 133H46V132H45ZM71 133H72V132H70L69 134H71ZM79 133H78V135H80ZM104 133H105V131H104ZM117 133H118V132H117ZM143 133H145V132H143ZM169 133H170V136L173 135L172 131H170ZM169 133H168V134H169ZM260 133H261V131H260ZM262 133H263V132H262ZM11 134H12V132H11ZM15 134H16V132L14 133V135H15ZM17 134H18V133H17ZM20 134H22V133H20ZM48 134H49V133H48ZM48 134L46 133L47 136H48ZM61 134H62V133H61ZM83 134H84V133H83ZM101 134H102V133H101ZM122 134H123V133H122ZM136 134H137V133H136ZM139 134H141V133H139ZM158 134H159V133H158ZM242 134H243V133H242ZM249 134H250V133H249ZM263 134H264V133H263ZM12 135H13V134H12ZM14 135H13V138H14L15 140L13 139V140H11V141H10V139H12V137L9 138V140H6V141H5V138H4V139L1 138V139H2V143H0V144L3 145V146L6 145V146H4V147H3V146H0V148L3 147V150H1L2 148L0 149L1 152H2V154H1V158H2V159H3V158L5 159V157H7V158H8V157H9V158L11 157V160L14 161L15 164H16V163H20V159H21L22 157H24V158L27 157V158H28V156H30L32 162H34V161L36 162V157L40 158L39 156H41V155H39V154H40V153H44V152H43L44 150H43V151L40 152L37 156H34V155L37 154V153H35V151H34V150L36 149V145L39 144V143L34 144L35 141H33L34 143L32 142V140H33L35 137H32V138H31L32 140H30V141H31L32 143H30L29 140H28L27 138H25V139L28 141V143H30V144H28V143L25 144V142H24L25 139H24V138H23V140H22V139H21V140H16V139H17V138H16V135H15V137H14ZM23 135H24V134H23ZM28 135H29V134H27V136H28ZM39 135H41L40 132H39ZM42 135H43V134H42ZM44 135H45V134H44ZM49 135H50V134H49ZM51 135H50V136H51ZM67 135H68V134H67ZM71 135L73 136V134H71ZM71 135H70L69 137H71ZM75 135H76V134H74V136H75ZM81 135H82V134H81ZM103 135H105V134H103ZM109 135H110V134H109ZM109 135H108V136H109ZM123 135H124V134H123ZM144 135H145V134H144ZM144 135H143L142 137H144ZM150 135H152V134L150 133ZM250 135H251V134H250ZM17 136H18V135H17ZM31 136H32V133H31ZM52 136L49 137V139H51ZM59 136H60V135H59ZM82 136H83V135H82ZM87 136H88V134H87ZM110 136H112V135H110ZM110 136L107 137V138H111ZM113 136H114V135H113ZM125 136H126V135H125ZM125 136H124V137H125ZM139 136H140V135H139ZM139 136L137 135L136 138H138ZM146 136H147V135H145V137H146ZM153 136H156V135L153 134L152 137H153ZM168 136H169V135H168ZM262 136H263V135H262ZM24 137H25V136H24ZM41 137H42V136H41ZM43 137H44V136H43ZM54 137H53V138H54ZM69 137H68V136L65 137V138H67V139H66V142H67V140L69 139ZM76 137H77V139H79V140L81 139L79 136H76ZM114 137H115V136H114ZM121 137L124 138L123 136H119V138H121ZM142 137H141V138H142ZM160 137H161V136H160ZM185 137H186V136H185ZM7 138H8V137H7ZM7 138H6V139H7ZM20 138H21V137H20ZM20 138H19V139H20ZM28 138H29V136H28ZM65 138L63 137V139H65ZM95 138H96V137H95ZM98 138H99V137H98ZM104 138L106 139V135H105ZM122 138H121V139H122ZM157 138H158V136H157ZM189 138H190V136L188 137V139H189ZM225 138H224V139H225ZM249 138H250V137H249ZM37 139H40V138L37 137ZM43 139H46V138L44 137ZM59 139H61V138H59ZM73 139H74V137H73ZM87 139H88V141H89V139H90V141H91V137H90V138L88 137ZM111 139L113 140L114 138L112 137ZM125 139H126V137H125ZM125 139H124V141H125ZM127 139H128V138H127ZM127 139H126V140H127ZM129 139H128V141H129ZM134 139H135V138H134ZM134 139H133V140H134ZM142 139H143V138H142ZM246 139H247V137H246ZM246 139H245V140H246ZM47 140H48V137H47ZM75 140H76V139H74V140L71 139L70 142H74ZM96 140H97V139H95V141H96ZM100 140H101V139H100ZM133 140H132V141H133ZM145 140H146V139H144L143 141L146 142L147 140H146V141H145ZM148 140H149V139H148ZM156 140H157V139H156ZM160 140H161V139H160ZM182 140H183V139H182ZM189 140H190V139H189ZM21 141H23L25 145L28 144V145L30 146V148H29L28 146H27V147H28L29 149L26 148L25 146H24L25 148H23V145H22L23 142L21 143ZM41 141H42V140H41ZM45 141H46V140H45ZM50 141H51V140H50ZM50 141H49V142H50ZM82 141H83V140H80V142H82ZM107 141H108V140H106V141H104V142L106 143ZM122 141H123V140H122ZM135 141H136V140H135ZM138 141H139V140H138ZM143 141H141V142H143ZM150 141H151V140H150ZM158 141H159V139H158ZM216 141H217V142H216ZM3 142H5V143H3ZM54 142H55V141H54ZM57 142H58V141H57ZM64 142H65V141H64ZM64 142L62 141V144H61V143L59 144L60 147H61V145H62L61 149H59L60 152H61V150H63L62 148H65V146H66V148H67V146H69L68 143L70 144V142H67V143L65 142L66 144H64ZM102 142H103V141H102ZM104 142H103L102 144H104ZM108 142H109V141H108ZM114 142H115V141H114ZM116 142H117V140H116ZM118 142H120V141L118 140ZM118 142L116 143V145L118 144ZM156 142H157V141H156ZM159 142H160V141H159ZM161 142H162V141H161ZM172 142H173V141H172ZM52 143H53V142H52ZM87 143H88V142H87ZM91 143H93V141H91ZM127 143H128V142H127ZM130 143H131V142H130ZM133 143H134V142H133ZM135 143H136V142H135ZM148 143H149V142H148ZM169 143H171V142L169 141ZM190 143H191V142H190ZM20 144H21L22 146H20ZM56 144H57V143H56ZM63 144H64V145H63ZM82 144H83V143H82ZM94 144H96V142H94ZM109 144H110V143H109ZM109 144L107 143V145H109ZM119 144H120V143H119ZM122 144H123V143H122ZM125 144H126V143H125ZM128 144H129V143H128ZM136 144H137V143H136ZM139 144H140V141H139ZM141 144L144 145V144H146V143H141ZM153 144H154V143H153ZM186 144H187V142H186ZM50 145H51V142H50ZM52 145H55V143L52 144ZM72 145H74V143H72L71 146H72ZM75 145H76V144H75ZM77 145H78V144H77ZM77 145H76V146H77ZM87 145H88V144H87ZM87 145H86V146H87ZM98 145H99V143H98ZM105 145H106V144H105ZM107 145H106L105 147H107ZM132 145H135V144H132ZM132 145L129 144V145H128L129 148H131L130 146H132ZM149 145H150V143H149ZM149 145H148V146H149ZM157 145H158V144H157ZM171 145H173V144H171ZM38 146H39V145H38ZM38 146H37V147H38ZM71 146H69V148H70ZM79 146H80V145H79ZM83 146H85V145H82V148H83ZM86 146H85V147H86ZM89 146H90V144H89ZM101 146H103V145H101ZM136 146H137V145H136ZM141 146H142V145H141ZM145 146H146V145H145ZM150 146H151V145H150ZM152 146H153V145H152ZM164 146H165V145H164ZM188 146H189V147H188ZM45 147H46V148H45ZM45 147H44V148H45L46 151L50 150V148H51V146L48 147V146H46V145H45ZM47 147H48L49 149H47ZM57 147H58V145H57ZM60 147H59V148H60ZM95 147H97V145H96V146L94 145V147H93V145H92V148H95ZM99 147H100V145H99ZM120 147L122 148V146H120ZM120 147L116 146V148H120ZM124 147H125V149H126V146H124ZM160 147H162V146H160ZM165 147H166V146H165ZM165 147H164V148H165ZM187 147H188V148H187L188 152H191V151H192V152L197 151V150L195 149V147H191V145H189V144H187ZM196 147H197V146H196ZM34 148H35V149H34ZM53 148H55V147H53ZM66 148H65V149H66ZM69 148L67 149L68 152H69ZM72 148H74V147H72ZM87 148H89V147H86V149H87ZM112 148H113V147H112ZM133 148H134V146H133ZM133 148H132L131 150H134ZM140 148H141V147H140ZM164 148H163V149H164ZM200 148H201V147H200ZM96 149H97V148H96ZM96 149H95V150H96ZM102 149H103V147H102ZM108 149H109V147H108ZM125 149H124V150H125ZM141 149H142V148H141ZM163 149H162V150H163ZM165 149H166V148H165ZM36 150H37V149H36ZM53 150H54V149H53ZM81 150H83V149H81ZM81 150H80V148H78L77 150L75 149V152L70 151L69 156L71 157V153H73L72 155H74L75 153H77V154H79V153H84L85 155L87 154V153H85L84 150H83L84 152H83V151L81 152ZM89 150H92V149H89ZM89 150L87 149V151H89ZM104 150H105V152L107 151L106 148H105ZM116 150H119V149H116ZM131 150H130V152H131ZM157 150H158V149H157ZM162 150H161V151H162ZM175 150L177 151L176 148H175ZM225 150H226V149H225ZM37 151H39V149H38ZM46 151H45V152H46ZM51 151H52V150H51ZM109 151H110V149H109ZM122 151H123V149H122ZM128 151H129V149H128ZM139 151H140V150H139ZM150 151H151V155H153V154H152V153H153V152H152L153 150H150ZM150 151H149V156H150ZM164 151H165V150H164ZM164 151H162V152H164ZM173 151H174V150H173ZM176 151H174V152H176ZM220 151H221V150H220ZM220 151H218V152L220 153ZM223 151H224V150H223ZM1 152H0V153H1ZM49 152H50V151H49ZM57 152L59 153V155L62 154V153L60 154L59 151H57ZM64 152H66V150H64ZM64 152H63V153H64ZM95 152H96V151H95ZM95 152H93V153H95ZM97 152H98V151H97ZM102 152H103V151H102ZM107 152H108V151H107ZM119 152H120V151H119ZM119 152L117 153V151H116L117 154H119ZM124 152H125V151H124ZM133 152H134V151H133ZM133 152H131V154H132ZM137 152H138V151H137ZM171 152H172V151H171ZM174 152H173V153H174ZM224 152H225V151H224ZM52 153H53V152H52ZM52 153H51V152H50V154L47 153V155L49 156V157H48V160H49V161L54 160V161H56V162H59V161H57V160H55V159H51V160H50V158H52ZM89 153H90V152H89ZM91 153H92V152H91ZM99 153H101V152L99 151ZM99 153H97V154H99ZM114 153H115V152H113V154H111V156H112L113 158H110V162H109V163L114 164L115 167H116V168H115L114 165H113V170H115V171H113V172H115V174L112 173L113 176H112L110 173L105 172V171H106V170H105V167H106L105 162H104L105 165L102 164V166H105V167H104V168L101 167V163H99V161H100L101 159L97 161V159L99 158V157H97V154H96V155L94 154L96 157H95V156L92 157L93 154H91V156L88 154V157L85 158V159L89 158V160H90L89 163H88V161H87V163H88V164H87L88 167H87V165H86V167H87L86 169L88 170V172H89V170H91V172H92V169H93V168L89 169V167H90V166L92 167V165H93V166L98 165L99 168H102V169H100V171H101L100 173H101V174H100L99 172L96 171L99 175L97 174V177L94 178L95 181H97L98 177H101V178H102L101 181L104 182V183L99 182V184L97 185L99 188H103V189H104L105 186L108 187L110 184H116V182H118V180L121 178L120 175L123 174V173L121 174V172L125 171L124 174L126 175V171L129 170V168H128L127 170H124V166H123V165H125L126 163H128V162H127V161H128V160H127L128 157L125 158V159L123 160V162H122V161H121V160H122V156H117V154H114ZM121 153H123V152H121ZM164 153H165V152H164ZM219 153H218V154H219ZM222 153H223V152H222ZM44 154H45V153H44ZM84 154H83V155H84ZM104 154H105V153H104ZM136 154H137V153H135V155H136ZM162 154H163V153H162ZM56 155H57V154H56ZM66 155H67V152H66ZM83 155H81V156H82L81 158H84ZM99 155H101V154H99ZM99 155H98V156H99ZM113 155H114V156L116 155V157H114ZM120 155H121V154H120ZM135 155H134V156H135ZM138 155H139V153H138ZM154 155H155V156H159V155H161V154H160V153L158 154V153L156 152ZM42 156H43V155H42ZM79 156H80V155H79ZM103 156H104V155H103ZM126 156H127V155H126ZM126 156H125V157H126ZM132 156H133V155H132ZM132 156L130 157V159L133 161ZM43 157H45V156H43ZM43 157H41V158H43ZM58 157H59V156H58ZM61 157H63V154L61 155ZM64 157H65V156H64ZM66 157H67V156H66ZM75 157H76V155H75ZM75 157H74V158H75ZM77 157H78V156H77ZM101 157H102V156H101ZM105 157L107 158V156H105ZM118 157H121V159L118 158ZM147 157H148V156H147ZM147 157H146V159H147ZM213 157H214V156H213ZM219 157H220V156H219ZM24 158H22V159L24 160ZM27 158H25V159L27 160ZM45 158H46V157H45ZM45 158H43V159H45ZM53 158H54V156H53ZM74 158H73V159H74ZM78 158L80 159V157H78ZM95 158H96V159H95ZM106 158H105V159H106ZM108 158H109V157H108ZM123 158H124V157H123ZM136 158H137V157H136ZM141 158H143V157H141ZM173 158H174V157H173ZM173 158H172V159H173ZM248 158H249V156H248ZM22 159H21V160H22ZM29 159H30V158H29ZM29 159H28V160H29ZM46 159H47V158H46ZM63 159L65 160V158H63ZM70 159H72V158H70ZM70 159H69V157H68V161H69ZM73 159H72V160H73ZM94 159H95V160H94ZM105 159H103V160H105ZM111 159H112L113 161H112ZM134 159H135V158H134ZM138 159H140V157H139ZM154 159H155V158H153V161H154ZM158 159H159V158H158ZM172 159H171V161H172ZM11 160H10V161H11ZM18 160H19V161H18ZM33 160H34V161H33ZM74 160H76V159H74ZM107 160H108V159H107ZM117 160H118V161H117ZM125 160H127L126 163L123 164V165H121V163H124ZM150 160H151V159H150ZM156 160H157V159H156ZM159 160H160V159H159ZM176 160H177V159H176ZM176 160H175V162H173V164L175 163V165H176ZM214 160H215V159H214ZM248 160H250V159H248ZM0 161H1V160H0ZM37 161H38V159H37ZM40 161H41V159L39 160V162H40ZM42 161H43V160H42ZM65 161H66V160H65ZM68 161H66V162H68ZM70 161H71V160H70ZM84 161H85L84 163H86V160H84ZM101 161H102V160H101ZM108 161H109V160H108ZM108 161H107V162H108ZM120 161H121V163H120ZM141 161H143V159H141ZM178 161H179V159L177 160V163H179ZM190 161H191V160H190ZM209 161H210V160H209ZM26 162L28 163L27 166H29V167L32 166V167H31V170H33V169H32L33 166H37V165H38V164L36 165V164L33 163L34 165H31V166H30V165H29V162H30V161H29V162L26 161ZM32 162H30V163H32ZM47 162H48V161H46V163H47ZM52 162H53V161H52ZM56 162H55V164H56ZM60 162H61V161H60ZM75 162H77V161H75ZM75 162H74V163H75ZM80 162H82V161H80ZM102 162H103V161H102ZM113 162H114V163H113ZM130 162H131V161H130ZM151 162H152V161H151ZM204 162H205V161H204ZM204 162H203V163H204ZM217 162H218V161H217ZM248 162H249V161H248ZM46 163H45V164H46ZM70 163H72V162H70ZM78 163H79V162H78ZM109 163H107V165H108ZM132 163H133V162H132ZM162 163H163V165H164V162H163V161H162ZM167 163H168V162H166L165 165H166ZM189 163L191 164V162H189ZM194 163H195V162H194ZM203 163H202V162L199 163V164H201L200 167H202V166L204 165ZM206 163H207L208 165H207V164H205V165H207L208 167L205 166V167H206V168H205L206 171L203 170L202 173H201V175H203V172H205V175H204V176H199V173H198V172H197V174H196V173L193 174V176H194V177H193V183H192L193 185H191V188H192V186L194 187V184L198 183L199 181H201L200 183L203 182L204 184L206 183V184H208V185H210V186H211V185H217V186H222V187H224V185H225V183H226V179H225L226 177L224 176V174H223L222 172H220L218 169L209 166V164H212V162H207V161H206ZM4 164H6V161H5ZM22 164H26V163H22ZM40 164L43 165L44 163H40ZM48 164H51V162H48ZM48 164H47V165H48ZM59 164H60V163H59ZM72 164H73V163H72ZM72 164H71V165H72ZM154 164H155V163H154ZM157 164H158V162H157ZM171 164H172V163H170V166H171ZM173 164H172V165H173ZM179 164H180V163H179ZM182 164H183V163L181 162V166H182ZM197 164H198V163H197ZM197 164H195V166H196ZM13 165H14V163H13ZM17 165H19V164H17ZM17 165H16V168H20V167H19L20 165H19L18 167H17ZM42 165H41V167H42ZM51 165H52V164H51ZM60 165H61V164H60ZM67 165H68V163H67ZM67 165H65V166H66L67 169H68V166H67ZM71 165H70V168H71ZM76 165H77V163H76ZM81 165H84V164L82 163ZM130 165H131V163H130ZM136 165H137V164H136ZM160 165H161V164H160ZM163 165H162V166H163ZM193 165H194V164H193ZM217 165H218V164H217ZM0 166H1V165H0ZM7 166H8V165H6L5 167H7ZM27 166H26L25 168H27ZM39 166H40V165H39ZM74 166H75V164H74ZM77 166L79 167V165H77ZM109 166H110V165H109ZM125 166H126V165H125ZM127 166H128V165H127ZM132 166H133V165H131V169H133ZM152 166H153V165H152ZM168 166H169V165H168ZM168 166H167V167H168ZM191 166H192V165H191ZM41 167H40V168H41ZM45 167H46V166H45ZM63 167H64V165H63ZM66 167H65V168H66ZM78 167L75 166L76 169H72V171L75 172V174L78 173V176H81V175H79V172H80L81 169L79 170ZM80 167H81V166H80ZM128 167H129V166H128ZM215 167H216V166H215ZM16 168L14 169L15 172H19V171L21 170V169H20V170L18 171V169H16ZM25 168H24V169H25ZM50 168H52V167L50 166ZM54 168H56V166H55ZM54 168H53V169H54ZM58 168H61V167H58V165H57V168H56V169L58 170ZM70 168H69V169H70ZM95 168H96V167H95ZM95 168H94V169H95ZM107 168H108V167H107ZM109 168H111V167H109ZM136 168H137V167H136ZM145 168H146V167H145ZM159 168H160V167H159ZM190 168H191V167H190ZM190 168H189L188 170H190ZM0 169H1L0 171H2V168H0ZM3 169H5V168H3ZM7 169H10V168H7ZM22 169H23V168H22ZM36 169H38V168L36 167ZM36 169L33 170V171H31L29 174H30V175H31V173L33 174L34 171H37ZM56 169H54V170H56ZM82 169H84V168H82ZM143 169H144V167H143ZM160 169H161V168H160ZM160 169H159V170H160ZM165 169H166V167H165ZM260 169H261V168H260ZM11 170H13V169L11 168ZM26 170H27V169H25L24 171L26 172ZM41 170H42V168H41ZM46 170H47V169H46ZM46 170H45V168H44V172H45ZM48 170H49V169H48ZM48 170H47V172H48ZM62 170H64V169L62 168ZM96 170H98V169H96ZM104 170H105V171H104ZM109 170H110V169H109ZM134 170H135V169H134ZM149 170H150V169H149ZM178 170H179V169H178ZM178 170H177V171H178ZM181 170H183V169L181 168ZM181 170H180V171H181ZM191 170H192V168H191ZM194 170H195V169H193L192 171H194ZM198 170H199V172H200V169H199V168H198ZM39 171H40V170H39ZM129 171H130V170H129ZM169 171H170V170H169ZM172 171H173V170H172ZM192 171H191V172H192ZM4 172H6V171H4ZM4 172H3V174H4ZM40 172H41V171H40ZM40 172H39V173H40ZM44 172H43V173H44ZM50 172H52V171H50ZM50 172H49V174H50ZM58 172H59V170H58ZM58 172H55V173H58ZM65 172H67V174H68L69 171H65ZM65 172H64V173H65ZM73 172L70 171V173H73ZM83 172H84V171H83ZM111 172H112V171H111ZM188 172H189V171H188ZM0 173H1V172H0ZM12 173H13V172H12ZM20 173H21V172H20ZM20 173H18V174H20ZM26 173H28V171H27ZM36 173H37V172H36ZM59 173H62V172H59ZM64 173H62V174H64ZM70 173H69V174H70ZM80 173L82 174V171H81ZM84 173H85V172H84ZM86 173H87V172H86ZM86 173H85V175H86ZM92 173H93V172H92ZM130 173H131V172H130ZM132 173H133V171H132ZM153 173H154V172H153ZM172 173H174V172H172ZM189 173H190V172H189ZM3 174H2V175H3ZM6 174H7V172H6ZM6 174H4V175H6ZM22 174H23V173H22ZM22 174H20V175H21L20 177H22ZM34 174H35V173H34ZM41 174H42V173H41ZM44 174H45V173H44ZM44 174H42V176H43ZM93 174H94V173H93ZM124 174H123V175H124ZM137 174H138V173H137ZM149 174H150V173H149ZM151 174H152V173H151ZM158 174H159V172H158ZM168 174H169V173H168ZM182 174H183V173H182ZM190 174H192V173H190ZM4 175H3V176H4ZM9 175H10V174H9ZM38 175H40V174H38ZM38 175H36V176H38ZM52 175H55V176L52 177V178L50 177V178H51V179L49 178L50 180H48V178H47V180H48L49 182H46L47 184H44V186H46V187L43 186L44 188H40L39 184H38L36 181H33V179L31 180V178H29L30 176H29L28 179L26 180V177H25L24 174H23V176L25 177V178L23 177V183H28V184L30 183L31 186L34 187L33 184H34V182H35V187H36V184H38V186H39V189H38V187H37L38 190L36 189L35 192L38 191V194H39L38 196H40V201L42 202V203H41L42 207H41V205H40V207L43 209V210H42L43 212H41V213L43 214V216H44L43 219L46 220V219H47L46 216H50V217L53 218L56 222L59 221L60 224H66V225H67V223H65L66 221L64 220V217L62 216V215H63V214H62V213H63L62 211H63L64 209H65V210L67 209V210L69 211L70 215H69V216L66 215V217H69V218L71 217L70 219L73 218V219L75 220V222H74V224H75L76 222H78L77 220H80V219H83V218L86 219V218H87V215L89 216V214H88L89 212H92L91 214H93V212H95V213L98 212V209L100 208V206H101L103 203H102V204L99 203V201H100V200H99L98 203L101 204V205H100L99 208H98V207L96 206V204H94V202L96 203L95 199L92 198V197H89V193H90V195H91L92 192H89L88 195L86 196L88 190L85 191V190L81 189V184H80V183L82 182L81 180H78L80 183H79L78 181H76V182H78L77 184H80V189H81V190H79V192H75V191L78 190V188H77V190H75L74 192H73L74 189L72 190V192H70L71 195L74 197V199H76V201H78V202H77L78 204H77L76 206H74V207L70 206V204H71V200H70V204H68V203H64V204H63V203H62V204L60 203V204H59V203H58V198H57V196H56L57 192H56V191H53L52 188H53V186H55V183H57L58 179H59L61 176L58 178L57 174H54V171H53V174H52ZM58 175H60V174H58ZM72 175H73V174H72ZM132 175H133V174H132ZM134 175H135V174H134ZM139 175H140V174H139ZM156 175H157V174H156ZM171 175H172V174H171ZM171 175H170V176H171ZM173 175H174V174H173ZM180 175H181V174H179V176H180ZM18 176H19V175H18ZM31 176H33V175H31ZM50 176H51V175H50ZM78 176H75V177H78ZM87 176H88V177H86V178H88V179L90 178V180H88L86 183H88L89 181H91L92 174H90V172H89V173L87 174ZM95 176H96V175H95ZM130 176H131V174H130ZM135 176H136V175H135ZM137 176H138V175H137ZM137 176H136V177H137ZM141 176H143V175H141ZM150 176H151V175H150ZM190 176H192V175H190ZM6 177H7V176H6ZM6 177H5V178H6ZM10 177H11V175H10ZM10 177H9V178H10ZM38 177L40 178V176H38ZM38 177H37V179L40 181L41 179H39ZM44 177H46V175L43 176V178H44ZM48 177H49V176H48ZM62 177H63V176H62ZM62 177H61V179H62ZM70 177H73V176H70ZM75 177H74V178H75ZM131 177H132V176H131ZM131 177H130V178H131ZM136 177H135V178H136ZM159 177H160L163 181L167 179V176H165V175H160ZM159 177H158V178H159ZM187 177H188V176H187ZM7 178H8V177H7ZM9 178H8V179H5V180H8V181H9ZM17 178H18V177H17ZM17 178H16V179H17ZM66 178H67V177H66ZM68 178H69V175H68ZM74 178H73V179H74ZM78 178H79V177H78ZM81 178H83V176H81ZM96 178H97V179H96ZM123 178L126 179L125 176H123ZM135 178H134V179H135ZM138 178H139V177H138ZM145 178H146V177H145ZM158 178H157V179H158ZM172 178H173V177H172ZM189 178H190V177H189ZM11 179H12V178H11ZM18 179H19V178H18ZM24 179H25V180H24ZM45 179H46V178H44V180H45ZM64 179H65V178H64ZM69 179H70V178H69ZM73 179H72V181H73ZM75 179H76V178H75ZM75 179H74V180H75ZM117 179H118V180H117ZM127 179H129V178L127 177ZM185 179H186V178H185ZM231 179H232V178H231ZM21 180H22V179H21ZM21 180H20V184H22V181H21ZM42 180H43V179H42ZM70 180H71V179H70ZM70 180H69V181H70ZM85 180H87V179H85ZM98 180H99V179H98ZM121 180H123V179H121ZM121 180H119V181H121ZM167 180H168V179H167ZM169 180H170V179H169ZM179 180H180V178H179ZM179 180H178V181H179ZM259 180H261V179H259ZM10 181H11V180H10ZM45 181H46V180H45ZM45 181H44V182H45ZM60 181H61V180H59V183H60ZM65 181H66V179H65ZM65 181H63V182H65ZM83 181H84V179H83ZM95 181H93V182L95 183ZM132 181H134V180L132 179ZM141 181H142V180H141ZM157 181H160V180H157ZM262 181H263V179H262ZM11 182H12V181H11ZM11 182H10V183H11ZM13 182H14V180H13ZM18 182H19V180H18ZM73 182H74V181H73ZM91 182H92V181H91ZM125 182H126V181H125ZM127 182H128V181H127ZM138 182H139V181H138ZM183 182H184V181H183ZM6 183H9V182H6ZM41 183H43V181H42ZM68 183H69V182H68ZM70 183H72V182H70ZM89 183H90V182H89ZM89 183H88V184H89ZM96 183H98V182H96ZM141 183H142V182H141ZM181 183H182V182H181ZM236 183H237V182H236ZM28 184H27V186H28ZM30 184H29V185H30ZM123 184H124V183H123ZM137 184H138V185H137ZM183 184H184V183H183ZM183 184H182V185H183ZM204 184H202V186H204ZM9 185H10V184H9ZM11 185H12V183H11ZM22 185H23V184H22ZM69 185H70V184H69ZM75 185H76V184H75ZM85 185H86V184H85ZM85 185H84V186H85ZM120 185H121V183H120ZM135 185L139 186V185H140V182H139V183H136ZM164 185H167V184L165 183ZM199 185H200V184H199ZM236 185H237V184H236ZM17 186H18V185H16V188H17ZM23 186H24V185H23ZM31 186H30V187H31ZM56 186H57V185H56ZM56 186H55V187H56ZM60 186H61V185H60ZM63 186H64V184H62V188H63ZM65 186L68 187L67 184H65ZM72 186H73V185H71V187H72ZM77 186H78V185H77ZM84 186H83V187H84ZM91 186H92V185H91ZM103 186H104V187H103ZM115 186H116V185H115ZM202 186H201V187H202ZM210 186H209V187H210ZM7 187H8V186H7ZM18 187H19V186H18ZM28 187H29V186H28ZM35 187H34V189H35ZM57 187L59 188V186H57ZM67 187H64V188H63L64 191H65V189H67ZM85 187H86V186H85ZM87 187H88V185H87ZM93 187H94V186H93ZM93 187H92V188H93ZM109 187H111V186H109ZM109 187H108V188H109ZM125 187H126V186H125ZM141 187H142V186H141ZM149 187H150V186H149ZM160 187H161V186H160ZM164 187H165V186H164ZM197 187H198V186H196V188H197ZM199 187H200V186H199ZM206 187H207V185H206ZM238 187H239V186H238ZM238 187H237V188H238ZM0 188H3V187H0ZM58 188H56V189H58ZM92 188H91L90 190H92ZM150 188H151V187H150ZM150 188H149V189H150ZM165 188H166V187H165ZM167 188H168V187H167ZM170 188H171V187H169V189H170ZM204 188H205V186H204ZM5 189H6V188H5ZM8 189H9V188H8ZM54 189H55V188H54ZM59 189H61V188H59ZM68 189H69V188H68ZM70 189H71V188H70ZM87 189H88V188H87ZM94 189H96V187H95ZM106 189H107V188H106ZM126 189H127V188H126ZM126 189H125V190H126ZM136 189H137V188H136ZM138 189H139V188H138ZM13 190H14V189H13ZM25 190H26V188H25ZM29 190H31V189H29ZM32 190H33V188H32ZM96 190H98V189H96ZM104 190H105V189H104ZM104 190H103V191H104ZM120 190H121V189H120ZM198 190H199V189H198ZM236 190H238V189H236ZM240 190H241V188H240ZM5 191L7 192V190H5ZM18 191H19V190H18ZM59 191H60V190H59ZM62 191H63V190H62ZM69 191H70V190H69ZM69 191H68V192H69ZM107 191H108V189H107ZM143 191H144V188H143ZM173 191H174V190H173ZM181 191H182V189H181ZM194 191H195V189H194ZM194 191H193V192H194ZM196 191H197V190H196ZM208 191H209V190H208ZM215 191H216V190H215ZM218 191H219V190H218ZM222 191H223V190H222ZM254 191H255V190H254ZM254 191H253V192H254ZM261 191H263V190H261ZM0 192H1V191H0ZM2 192H3V191H2ZM6 192H5V193H6ZM84 192H85L86 194H85ZM93 192H94V191H93ZM111 192H113V191H111ZM111 192H110V193H111ZM116 192H117V191H116ZM136 192H138V191H136ZM146 192H147V191H146ZM155 192H156V191H155ZM163 192L165 193L164 188H163ZM182 192H184V191H182ZM251 192H252V191H251ZM14 193H15V191H13V196H14ZM65 193H66V192H65ZM70 193H69L68 195H70ZM99 193H100V192H99ZM141 193H142V191H141L139 194H141ZM143 193H145V192H143ZM224 193H225V192H224ZM241 193H242V192H241ZM260 193H261V192H260ZM3 194H4V192H3ZM27 194H30V193L28 192ZM61 194H62V193H61ZM66 194H67V193H66ZM95 194H96V192H95ZM95 194H94V197H95V196L98 197L99 194H98V195H95ZM101 194L103 195L102 198H103L104 196L109 197V195H107V194H109V192L107 193L106 191H104V192H101ZM101 194H100V195H101ZM113 194H114V193H113ZM117 194H118V193H117ZM121 194H123V193H121ZM128 194H130V193H128ZM149 194H150V193H149ZM160 194H163V193H160ZM215 194H216V193H215ZM232 194H233V193H232ZM234 194H235V193H234ZM234 194H233V196H234ZM236 194H237V193H236ZM261 194H262V193H261ZM7 195H8V194H7ZM7 195H5V196H7ZM18 195H20V192H19ZM21 195H22V194H21ZM21 195H20V196H21ZM30 195H31V197H33V194H30ZM30 195H29V196H30ZM100 195H99V196H100ZM146 195H147V194H146ZM153 195H154V194H153ZM218 195H219V194H218ZM220 195H221V194H220ZM243 195H244V194H243ZM257 195H258V194H257ZM263 195H264V194H263ZM16 196H17V195H16ZM58 196H59V195H58ZM63 196L66 197L65 195H63ZM72 196H70V197H72ZM114 196H116V195H114ZM118 196H119V194H118ZM127 196H128V195H126V196L124 195V198H125V197L128 198ZM129 196H130V195H129ZM138 196H139V195H138ZM142 196H144V195H142ZM149 196H150V195H148V197H149ZM151 196H152V194H151ZM151 196H150V197H151ZM159 196H160V195H159ZM162 196H164V195H162ZM162 196H161V197H162ZM214 196H215V195H214ZM36 197H37V196H35V198H36ZM55 197H56V198H55ZM96 197H95V198H96ZM116 197H117V196H116ZM150 197H149V198H150ZM236 197H237V196H236ZM16 198H17V197H16ZM16 198H15V196H14V199H15V200H16ZM18 198L21 199L22 197H18ZM37 198H38V197H37ZM59 198H60V197H59ZM88 198H89V199H88ZM99 198H100V197H99ZM99 198H98V199H99ZM102 198H101V199H102ZM129 198H130V197H129ZM155 198H156V197H155ZM244 198H246V197H244ZM2 199H3V197H2ZM72 199H73V198H72ZM90 199H91V200H90ZM103 199H104V198H103ZM107 199H108V198H107ZM114 199H115V198H114ZM242 199H243V198H242ZM246 199H247V198H246ZM3 200H4V199H3ZM22 200H23V198H22ZM22 200H21V201H22ZM27 200H28V199H27ZM29 200H30V199H29ZM33 200H35L34 197H33L32 201H33ZM36 200H38V199H36ZM60 200H61V199H60ZM63 200H64V199H63ZM63 200H62V201H63ZM66 200H68V202H69L68 197H67ZM82 200H83V203L81 202ZM89 200H90L91 202L93 201V203H91ZM96 200H97V198H96ZM108 200H109V199H108ZM117 200H118V199H117ZM143 200H144V199H143ZM147 200L149 201V199H147ZM19 201H20V200H19ZM19 201H18V204L20 203ZM73 201H75V200H73ZM76 201H75V202H76ZM102 201H103V200H101L100 202H102ZM105 201H106V200H105ZM105 201H103V202H105ZM111 201H112V200H111V198H110V203H111ZM113 201H114V200H113ZM126 201H127V200H126ZM132 201H134V200H132ZM0 202H1V201H0ZM9 202H10V201H9ZM11 202H15V201L11 199ZM11 202H10V203H11ZM22 202H23V201H22ZM24 202L27 203V201H25V200H24ZM28 203H31V202L29 201ZM38 203H39V202H38ZM57 203H58L59 205H57ZM72 203H73V202H72ZM122 203H123V202H122ZM124 203H125V202H124ZM8 204H9V203H8ZM8 204H6V205H8ZM18 204H17V205H18ZM23 204H24V203H23ZM34 204L38 205V204H37V201H36V203L34 202ZM107 204H108V202H107ZM114 204H115V203H114ZM28 205H29V204H28ZM73 205H74V204H73ZM97 205H98V204H97ZM105 205H106V203H105ZM109 205H110V204H109ZM221 205H222V204H221ZM256 205H257V204H256ZM1 206H2V205H1ZM1 206H0V207H1ZM15 206H16V205H15ZM19 206H20V205H19ZM21 206H22V205H21ZM107 206H108V205H107ZM115 206H117V204L114 205V207H115ZM242 206H243V205H242ZM3 207H4V205H3ZM8 207H10V206H8ZM13 207H14V206L12 205V208H13ZM31 207H32V206H31ZM34 207H35V206H33V208H34ZM256 207H257V206H256ZM14 208H15V207H14ZM20 208H21V207H20ZM25 208H28V207L26 206ZM25 208H24V210H25ZM60 208L63 209V210H60V212H59V209H60ZM102 208H103V207H102ZM119 208H120V207H119ZM121 208H123V207L121 206ZM121 208H120V209H121ZM9 209H10V208H9ZM35 209H36V208H34L33 210H35ZM37 209H38V208H37ZM37 209H36V211H37ZM134 209H135V208H134ZM7 210H8V208H7ZM12 210H13V209H12ZM27 210L29 211V209H27ZM33 210H32V211H33ZM99 210H100V209H99ZM113 210H114V209H113ZM132 210H133V209H132ZM205 210H206V209H205ZM220 210H221V209H220ZM2 211H3V210H2ZM10 211H11V210H10ZM13 211H15V210H13ZM36 211H35V212H36ZM111 211H112V210H111ZM114 211H116V210H114ZM120 211H121V210H120ZM5 212H6V210H5ZM22 212H25V211L22 210ZM29 212H30V211H29ZM117 212H118V211H117ZM123 212H124V211H123ZM134 212H135V211H134ZM3 213H4V211H3ZM10 213H11L12 216H13L12 211H11ZM25 213H26V212H25ZM120 213H122V212H120ZM6 214H7V213H6ZM17 214L20 215L19 212H18ZM29 214H30V213H29ZM31 214H32V213H31ZM35 214H37V216H38V214H39L38 211H37V213H35ZM42 214H41V216H42ZM64 214H65V211H64ZM91 214H90V215H91ZM135 214H136V213H135ZM142 214H143V213H142ZM145 214H146V213H145ZM4 215H5V214H4ZM4 215H3V216H4ZM14 215H15V213H14ZM24 215H25V214H23V216H24ZM106 215H107V217H106ZM106 215H105V217H106V218H109V217H108L109 214L107 213V211H106ZM115 215H116V213H115ZM115 215H114V216H115ZM118 215L120 216L119 213H118ZM122 215H124V214H122ZM131 215H133V214H131ZM20 216H21V218H23L22 215H20ZM26 216L28 217L29 215H26ZM43 216H42V217H43ZM64 216H65V215H64ZM95 216H97V215H95ZM114 216H113V217H110V218L112 219V218H114ZM119 216H118V217H119ZM124 216H125V215H124ZM129 216H130V214H129ZM149 216H150V215H149ZM6 217H8V216H6ZM9 217H10V215H9ZM39 217H40V216H39ZM42 217H41V219H42ZM92 217H93V215L91 216V218H92ZM130 217H132V216H130ZM130 217H129V218H130ZM145 217H146V215H145ZM16 218H17V217H16ZM16 218H15V219H16ZM30 218H31V217H30ZM91 218H90V219H91ZM96 218H97V217H96ZM110 218H109V219H110ZM124 218L126 219V217H124ZM132 218H133V217H132ZM132 218H131V219H132ZM143 218H144V217H143ZM149 218H150V217H149ZM162 218H163V217H162ZM12 219H13V217H12ZM17 219H18V218H17ZM31 219H32V218H31ZM48 219H49V218H48ZM66 219H68V218H66ZM73 219H72V220H73ZM135 219H136V218H135ZM147 219H148V217H147ZM163 219H165V218H163ZM242 219H243V218H242ZM68 220H69V219H68ZM92 220H93V218H92ZM114 220H115V218H114ZM133 220H134V219H133ZM243 220H244V219H243ZM243 220H242V221H243ZM13 221H14V220H13ZM32 221H33V220H32ZM48 221H50V220H48ZM85 221H86V220H85ZM87 221H88V220H87ZM94 221H96V219H95ZM94 221H93V222H94ZM110 221H111V220H110ZM129 221H130V220H129ZM3 222H4V221H3ZM3 222H2V223H3ZM18 222H19V221H18ZM71 222H72V221H71ZM108 222H109V221H108ZM111 222H112V221H111ZM149 222H150V221H149ZM165 222H166V220H165ZM42 223H43V222H42ZM45 223H46V222H45ZM49 223H50V222H49ZM49 223H48V224H49ZM51 223L53 224V221H52ZM51 223H50V224H51ZM69 223H70V222H69ZM72 223H73V222H72ZM79 223H81V222H79ZM79 223L77 224V226H76L75 228L78 227ZM117 223L119 224V225L117 224L118 227H119V226H122V228H123L124 225H123V223H122L120 220H118ZM153 223H154V221H153ZM10 224H12V223H10ZM27 224H28V223H27ZM90 224H92L91 221H90ZM96 224H98V223L96 222ZM4 225H5V224H4ZM6 225H8V224H6ZM24 225H25V224H24ZM29 225H30V227H32V224H29ZM43 225H44V224H43ZM45 225H46V224H45ZM58 225H59V224H58ZM66 225H65V226H66ZM68 225H69V224H68ZM70 225H71V224H70ZM72 225H73V224H72ZM83 225H84V224H83ZM83 225H82V226H83ZM105 225H106V224H105ZM110 225H111V223H110ZM112 225H113V224H112ZM125 225H126V223H125ZM241 225H242V223H241ZM2 226H3V225H2ZM8 226H9V225H8ZM13 226H14V225H13ZM25 226H26V225H25ZM35 226H36V221H35ZM46 226H47V225H46ZM60 226H62V225H60ZM65 226L63 225V226H62V229H63V227H65ZM80 226H81V225H80ZM94 226H95V225H94ZM94 226H93V227H94ZM113 226L115 227V225H113ZM113 226H111V227H113ZM135 226H136V225H135ZM3 227H4V226H3ZM5 227H6V226H5ZM10 227H11V226H10ZM22 227H23V226H22ZM22 227H21V228H22ZM48 227H51V226L48 225ZM48 227H46V228H48ZM67 227H68V226H67ZM69 227H70V226H69ZM85 227H87V226L85 225ZM91 227H92V226H91ZM91 227H90V229H91ZM93 227H92V229H93ZM108 227H109V226H108ZM114 227H113V228H114ZM142 227H143V225H142ZM17 228H18V227H17ZM35 228H37V226H36ZM46 228H45V229H46ZM57 228H60V227H57ZM162 228H163V226H162ZM162 228H161V229H162ZM2 229H4V228H2ZM13 229H14V227H13ZM28 229H29V226H28ZM33 229H34V224H33ZM33 229H32V231H34ZM45 229H43V230H45ZM48 229H52V228H48ZM48 229H46V230H48ZM64 229H66V228H64ZM79 229H80V228H79ZM86 229H87V228H86ZM88 229H89V228H88ZM92 229H91V230H92ZM97 229L99 230L98 227H97ZM104 229H105V231H106V227H105ZM114 229H115V228H114ZM124 229H125V227H124ZM147 229H148V228H147ZM209 229H210V228H209ZM14 230H15V229H14ZM22 230L26 231L25 229H22ZM37 230H38V228H37ZM39 230H40V229H39ZM39 230H38V231H39ZM73 230H74V229H73ZM82 230H83V228H82ZM91 230H90L89 233H91ZM108 230H109V229H108ZM112 230H113V229H112ZM144 230H145V229H144ZM201 230H202V229H201ZM201 230H200V231H201ZM211 230H212V229H211ZM215 230H217V229H215ZM218 230H219V228H218ZM234 230H235V229H234ZM15 231H16V230H15ZM15 231H12V232L15 233ZM19 231H20V230H19ZM24 231H23V232H24ZM27 231L31 232L30 230H27ZM40 231H41V230H40ZM58 231L61 232V230H58ZM63 231H65V230H63ZM83 231H85V229H84ZM83 231H81L82 235H83V233H85V232H83ZM93 231H94V229H93ZM105 231H104V232H105ZM116 231H117V230H116ZM129 231H131V228H130ZM134 231H135V230H134ZM206 231H207V233L210 232V231H208V230H206ZM29 232H28V234H29ZM44 232H45V231H43V233H44ZM51 232H53V229H52ZM69 232H71V231H69ZM97 232H98V231L96 230V233H97ZM110 232H111V230H110ZM110 232H109V233H110ZM114 232H115V231H114ZM127 232H128V231H127ZM127 232H126V229H125V230L122 229L121 231L118 230V232H116L117 235H115V236H113V235H114L113 232H112L113 235L110 233V234L112 235V236L110 235V236H111L110 238L112 239V242H114V246H112L113 248L111 247V249H110L109 247H107V246H106L105 248H103V247H102L103 244L101 243L102 240H103L104 244H105L107 241H108V242L111 241V239L109 238V236H108V237H107V235L104 236V234H102V233H100V232H98L100 235H99V234H98L97 236L94 235L96 238L98 237V238H97V241H98V242H97V243H96V242H93V243H96V244H97V247H99V249H96L97 247H95V245H94V247H93V245H91V246H92L91 248H94V250H95V256H96V253H97V255H99V256H98V258H96V257L92 258V260H95V259H99V258H100V259L98 260V261H99L98 264H149V263H147V261H143L144 259L142 260L141 256L139 255V252H138L137 250H136L137 253L134 252V251H133V254L130 253L131 248H132V244L134 245V244L136 243L137 247H136L135 249H137V248H140V245H139L140 243L136 242L137 239H136V241H135V243H134V242L130 239L131 236H130V234H128L129 232H128V233H127ZM148 232H149V231H148ZM150 232H151V231H150ZM150 232H149V233H150ZM201 232H202V231H201ZM219 232H220V231H219ZM224 232H225V231H224ZM230 232H232V231H230ZM4 233H5V232H4ZM17 233H20V232L17 231ZM34 233H35V232H34ZM39 233H41V232H39ZM56 233H58V235L61 234V233H59V232H55V234H56ZM63 233H66V232H63ZM71 233H74V234H75L76 232H75V230H74V232H71ZM81 233H80V236H81ZM143 233H144V232H143ZM197 233H198V232H197ZM214 233H215V231H214ZM225 233H226V232H225ZM236 233H237V231H236ZM241 233H242V236H244L243 234H244L245 232L243 233V231H242ZM32 234H33V233H32ZM35 234H36V233H35ZM55 234L52 233L51 236H52V235H55ZM68 234H69V235H68ZM68 234H67V235L70 237V236H71L70 233H68ZM74 234H73L71 237L75 236ZM86 234H87V233H86ZM86 234H85V235H86ZM93 234H94V233H93ZM93 234H92V235H93ZM127 234H128V235H127ZM131 234H132V233H131ZM139 234H140V233H139ZM139 234L136 233V235H139ZM199 234H202V233L199 232ZM203 234H204V233H203ZM205 234H206V233H205ZM223 234H224V233H223ZM223 234L218 235V237L220 236L219 239H218V238H217V235H212V233H211V235H209V237H208V238H209L208 241L210 242V239H211V242L213 241V242H212V245H213V244L216 242V240H219V241H218V244H217V245H218L217 248H219V249L221 250V249H223V248H227V247H229V245L231 246V244H234V243H235V239H236L237 237L241 238V236H240L241 234H240V235H239V234H233V233H232V234H231V233H228V234H224V235H223ZM17 235H18V234H17ZM25 235H26V234H25ZM29 235H30V234H29ZM42 235H43V234H42ZM58 235H57V236H58ZM61 235H63V234H61ZM61 235H60L59 238H61ZM78 235H79V233H78ZM85 235H84V236H85ZM89 235H90V234H89ZM152 235H153V234H152ZM6 236H7V235H6ZM15 236H16V235H15ZM18 236H19V235H18ZM20 236H22V235L20 234ZM26 236H27V235H26ZM36 236H37V235H36ZM38 236H39V234H38ZM63 236H64V235H63ZM205 236H206V235H205ZM207 236H208V234H207ZM247 236H248V235H247ZM33 237H35V236H33ZM43 237H44V235H43ZM65 237H66V235H65ZM65 237H64V238H65ZM75 237L77 238V236H75ZM86 237H87V236H86ZM140 237H141V236H140ZM142 237H143V236H142ZM142 237H141V238H142ZM198 237H199V236H198ZM31 238H32V237H31ZM38 238H40V237H38ZM41 238H42V237H41ZM41 238H40V239H41ZM50 238H51V237H50ZM52 238H53V236H52ZM52 238H51V239H52ZM57 238H58V237H57ZM59 238H58V239H59ZM73 238H74V237H73ZM76 238H74L73 240H75ZM82 238L84 239L83 236H82ZM88 238L91 239L92 237L89 236ZM93 238H94V237H93ZM136 238H137V237H136ZM202 238H204V237H202ZM15 239H18V237L15 238ZM20 239H21V238H20ZM36 239H37V238H36ZM42 239H43V238H42ZM68 239H69V238H68ZM78 239H79V238H78ZM85 239H86V238H85ZM132 239H133V237H132ZM143 239H144V238H143ZM150 239H153V238H150ZM200 239H201V238H200ZM249 239H251V237H250ZM249 239H248V240H249ZM252 239H253V238H252ZM18 240H19V239H18ZM25 240H26V239H25ZM25 240H24V241H25ZM30 240H31V239L28 238V240H26V242H27V241H30ZM48 240H49V239H48ZM56 240H57V239H56ZM62 240H64V239H62ZM145 240H146V238H145ZM206 240H207V239H206ZM238 240H239V239H238ZM240 240H241V239H240ZM246 240H247V239H246ZM254 240H255V239H254ZM257 240H258V239H257ZM257 240H256V241H257ZM1 241H3V240L1 239ZM4 241H5V240H4ZM20 241H21V240H20ZM22 241H23V240H22ZM36 241H37V240H36ZM46 241H47V240H45V242H46ZM54 241H55V240H54ZM59 241H61V240H59ZM64 241L66 242V240H64ZM69 241H70V240H69ZM76 241H77V240H76ZM82 241H83V240H82ZM84 241H85V240H84ZM84 241H83V242H84ZM86 241H87V240H86ZM93 241H96V239L93 240ZM153 241H154V239H153ZM214 241H215V242H214ZM261 241H262V240L260 239V243H261ZM263 241H264V240H263ZM16 242H17V240H16ZM26 242H25V243H26ZM32 242H33V238H32ZM32 242H30V244H31ZM41 242H42V241H40L39 243H41ZM72 242H73V241H72ZM72 242H71V243H72ZM78 242H79V241H78ZM80 242H81V240H80ZM145 242H146V241H145ZM149 242H150V240H149ZM204 242H205V241H204ZM251 242H252V241H251ZM257 242H258V241H257ZM17 243H18V242H17ZM20 243H21V242H19V244H20ZM42 243H43V242H42ZM54 243H55V242H54ZM56 243H57V241H56ZM60 243H62V242H60ZM74 243H75V241H74ZM74 243H72V244L74 245ZM84 243H86V242H84ZM90 243H91V242H90ZM98 243H100V244H98ZM137 243H138V244H137ZM147 243H148V241H147ZM150 243H151V244H154V242H152V240H151ZM216 243H217V242H216ZM216 243H215V244H216ZM246 243H247V242H246ZM5 244H6V243H5ZM19 244H18V245H19ZM30 244L28 243V245H30ZM34 244H35V240H34ZM36 244L38 245V243H36ZM43 244H44V243H43ZM67 244H68V243H67ZM69 244H70V243H69ZM111 244H112V243H111ZM148 244H149V243H148ZM204 244H205V243H204ZM207 244H208V243H207ZM249 244H250V243H249ZM256 244H258V243H256ZM7 245L9 246L8 242H7ZM7 245H6V246H7ZM15 245H16V243H15ZM41 245H42V244H41ZM41 245H40V246H41ZM61 245H62V244H61ZM76 245H77V244H76ZM76 245H74V246H76ZM78 245H79V244H78ZM88 245H90V244H88ZM105 245H106V244H105ZM109 245H110V244H108V246H109ZM142 245L144 246L145 244H142ZM149 245H150V244H149ZM156 245H157V243H156ZM208 245H210V244H208ZM212 245H210V246H212ZM237 245H238V244H237ZM240 245H241V244H240ZM258 245H259V244H258ZM258 245H257V246H258ZM263 245H264V244H263ZM1 246H2V244H1ZM3 246H4V245H3ZM19 246H20V245H19ZM25 246H26V245H25ZM30 246H31V245H30ZM32 246H34V245H32ZM53 246H54V245H53ZM65 246H67V245H65ZM71 246H72V245H71ZM81 246H82V242H81ZM83 246H85V244H84ZM168 246H169V244H168ZM198 246H199V245H198ZM198 246H197V247H198ZM226 246H227V247H226ZM248 246H249V245H248ZM257 246H256V247H257ZM14 247H15V246H14ZM28 247H29V246H28ZM37 247H38V246H37ZM50 247H51V246H50ZM58 247H59V244H58ZM60 247H61V246H60ZM67 247L69 248V246H67ZM152 247H153V246H152ZM154 247H155V246H154ZM194 247H195V246H194ZM246 247H247V245H246ZM261 247H262V244H261ZM261 247H259V248L261 249ZM263 247H264V246H263ZM263 247H262V248H263ZM6 248H7V247H6ZM11 248H12V247H11ZM15 248H16V247H15ZM18 248H19V247H18ZM18 248L16 249V251L18 250ZM47 248H48V247H47ZM47 248H46V249H47ZM62 248H64V246H63ZM85 248H87L86 250H88L89 246L87 247V244H86V247H85ZM100 248H101L102 250H101ZM143 248H144V247H143ZM162 248H163V247H162ZM164 248H165V247H164ZM217 248H216V249H217ZM2 249H3V248H2ZM7 249H8V248H7ZM7 249H5V250L7 251ZM33 249H34V248H33ZM41 249H42V248H41ZM51 249H52V248H51ZM57 249H60V248H57ZM89 249H90V248H89ZM105 249H106V250H105ZM135 249H134V247L132 248V250H135ZM159 249H160V248H159ZM175 249H176V248H175ZM47 250H48V249H47ZM55 250H56V249H55ZM90 250H93V249H90ZM94 250H93V252H94ZM143 250H145V249H143ZM224 250H225V249H224ZM252 250H254V249H252ZM261 250H262V249H261ZM9 251H10V250H9ZM9 251H8V256H9V254H10ZM48 251H49V250H48ZM145 251H146V250H145ZM225 251H226V250H225ZM249 251H250V250H249ZM258 251H259V250H257V253H258ZM10 252H11V251H10ZM17 252H18V251H17ZM57 252H58V251H57ZM88 252H89V251H87V253H88ZM131 252H132V251H131ZM140 252H141V251H140ZM146 252H147V251H146ZM192 252H193V251H192ZM192 252H191V253H192ZM216 252H217V251H216ZM253 252H254V251H252V254H253ZM12 253H13V252H12ZM60 253H61V252H60ZM83 253H84V249H83ZM164 253H165V252H164ZM198 253H199V252H198ZM198 253H197V254H198ZM201 253H202V252H201ZM203 253H204V252H203ZM218 253H219V252H218ZM230 253H231V252H230ZM237 253H238V252H237ZM250 253H251V252H250ZM259 253H260V252H259ZM261 253H262V252H261ZM14 254H15V253H14ZM14 254H13V255H14ZM16 254H17V253H16ZM49 254L51 255V253H49ZM89 254H90V252H89ZM146 254H147V253H146ZM156 254H157V253H156ZM167 254H168V253H167ZM170 254L172 255L173 253L171 252ZM170 254H169V255H170ZM178 254H179V253H178ZM182 254H183V253H182ZM213 254H214V253H213ZM219 254H220V253H219ZM225 254H226V253H225ZM232 254H233V253H232ZM252 254H250V255H252ZM13 255H12V256H13ZM57 255H59V254H57ZM60 255H61V254H60ZM86 255H88V254H86ZM92 255H93V254H92ZM92 255H91V256H92ZM143 255H144V254H143ZM154 255H155V254H154ZM165 255H166V254H165ZM165 255H164V257H165ZM171 255H170V256H171ZM242 255H243V254H242ZM244 255H245V254H244ZM250 255H249V256H250ZM10 256H11V255H10ZM12 256H11V257H12ZM91 256H90V257H91ZM93 256H94V255H93ZM155 256H156V255H155ZM161 256H162V255H161ZM183 256H184V254H183ZM195 256H196V255H195ZM195 256L193 257V254H192V257H193V258H195ZM198 256H199V255H198ZM88 257H89V256H88ZM178 257H180V256H178ZM213 257H216V259L218 258V262L221 263V264H224L223 262H221V261H222V258L219 257V256H217L216 253L214 254ZM242 257H244V256H242ZM9 258H10V257H9ZM82 258H84V257L82 256ZM159 258H160V257H159ZM185 258H186V257H185ZM193 258H192V259H193ZM200 258H201V255H200ZM200 258H199V259H200ZM235 258H236V257L232 258V262L236 261ZM87 259H88V258H87ZM167 259H168V258H167ZM169 259H171V258H169ZM169 259H168V260H169ZM197 259H198V258H197ZM229 259H230V258H229ZM253 259H254V257H253ZM255 259H256V256H255ZM255 259H254V260H255ZM16 260H17V259H16ZM88 260H89V259H88ZM183 260H184V259H183ZM186 260H187V259H186ZM195 260H196V259H195ZM226 260H227V259H226ZM238 260H240V259H238ZM241 260H242V259H241ZM250 260H251V259H250ZM263 260H264V258H263ZM263 260H262V261H263ZM179 261H180V259H179ZM198 261H199V260H198ZM245 261H247V260H245ZM248 261H249V258H248ZM252 261H253V260H252ZM95 262H97V261H95ZM154 262H155V261H153V263H154ZM170 262L173 264V259H171ZM177 262H178V261H177ZM177 262H175V263H177ZM181 262H182V261H181ZM181 262H180V263H181ZM189 262H190V261H189ZM238 262H239V261H238ZM258 262H259V261H258ZM92 263L94 264V262H92ZM167 263H168V262H167ZM175 263H174V264H175ZM186 263H187V262H186ZM254 263H255V261H254ZM260 263H261V262H260ZM151 264H152V263H151ZM169 264H170V263H169ZM191 264H192V262H191ZM193 264H194V261H193ZM205 264H206V262H205Z\"/></svg>",
  "mask_w": 264,
  "mask_h": 264
}]
</instances>
